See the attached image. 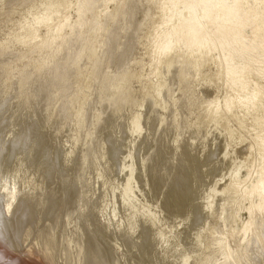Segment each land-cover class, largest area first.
<instances>
[{"label": "rangeland", "instance_id": "rangeland-1", "mask_svg": "<svg viewBox=\"0 0 264 264\" xmlns=\"http://www.w3.org/2000/svg\"><path fill=\"white\" fill-rule=\"evenodd\" d=\"M6 1V2H5ZM5 1H2L1 0V2L2 3H0V6H1V9L3 10H5V9H7L9 6H12V5H14L15 3H16V6H18V7H15V8H18V9H16L12 14H9L8 16H5V17H3L2 16V18H1V16H0V41H4V42H6V40L8 41V40H10L11 39V35L13 34V32H14V34H15V36H16V38H18L19 37V35H20V33L24 36L26 33H22V32H25L24 30L22 31V30H20V29H22V28H20V27H17V29L20 31V33H18V30L16 29V26H18V25H20L21 23H24L25 21L27 22V21H29L30 22V20L32 19V16H40V15H43L42 13L40 14V12H42L43 11V13H45L46 12V10H45V8L44 7H46L47 9L49 8V6L47 7V6H44L43 4L45 3L46 4V2L44 1L43 2V4L41 3V4H39L38 6H40L39 7V9H38V6H37V8L35 7L34 9H31L30 11H29V6H27L26 7V5H27V3H20V4H18L17 5V0L14 2L13 1V3L11 4V2H12V0H5ZM47 1V0H46ZM60 1V0H59ZM62 1V3H59L60 4V6L61 7H59L58 8V10H57V12L49 19V23H48V27L47 26H42V27H39V29L38 30H36V32H37V34H36V41H35V43H38V42H44L47 38H49L51 35H52V33H53V31L59 26V25H61L64 21L65 22H67L70 26H73L74 24H75V22H76V16H75V11H76V0H61ZM65 1V2H64ZM121 0H109V2L105 5V7L102 9V8H98L97 7V9L94 11L95 12V15H92V16H94V18H96L99 14H100V12H107V13H110V12H112V11H115V6L117 5V3L118 2H120ZM145 1V0H144ZM216 2H219V3H221V2H224L225 0H215ZM10 2V3H9ZM5 3H7V4H5ZM47 3H48V1H47ZM160 3V2H159ZM231 2H228V4H230ZM62 4V5H61ZM4 5V6H3ZM9 5V6H8ZM142 5L144 6V9L145 10H142L143 9V7H142ZM145 5H147V4H145L144 2H142V4H140V6H139V4H138V8L135 10V14H136V17L138 16V18H136V20L137 21H135L134 23L136 24H138V23H141V18L143 17V13L145 12V11H147L146 9H148V11L147 12H149V10L151 9L152 11H150L149 13H153L154 15H153V21L150 19V15L151 14H149V20H150V22H149V26H148V32L147 33H150V32H152L155 28L157 29V27H158V25H159V19H161V17H159V16H161L160 14H159V9H161V8H159L160 6H162V5H158V4H156L155 6L157 7V5H158V10H155V6L153 5V7H152V4L151 5H148V6H145ZM164 5H166V4H164ZM6 6V7H5ZM44 6V7H43ZM41 7H43L42 9H41ZM62 7H64V8H62ZM146 7V8H145ZM253 7H254V4L252 3H250L249 5H247V10H249V11H251L252 9H253ZM33 8V7H32ZM142 8V9H141ZM216 8H217V10L218 9H220L221 8V6H220V4L219 5H217L216 6ZM44 9V10H43ZM50 9V8H49ZM101 9V10H100ZM126 10H124L125 11V13H123V12H121V13H123V15L125 14H127L126 12H129L127 9H128V7L127 8H125ZM130 9V8H129ZM155 11H154V10ZM2 10H0V11H2ZM4 10L2 11V12H4ZM26 10H28V11H26ZM35 11V12H33V11ZM59 10H60V12H59ZM137 10H140V11H138V13H137ZM142 10V11H141ZM162 10V9H161ZM26 11V12H25ZM38 11V12H37ZM40 11V12H39ZM45 11V12H44ZM144 11V12H143ZM27 12H28V15H27ZM143 12V13H142ZM146 12V13H147ZM162 12V11H161ZM160 12V13H161ZM175 13H174V15H173V20H172V22L174 23L175 22V20L177 19L176 17H178V15H179V10L177 11L176 9H175V11H174ZM24 13H26V14H24ZM40 15H39V14ZM47 13V12H46ZM45 13V14H46ZM62 13V14H61ZM140 13V14H139ZM26 16V18H25V16ZM30 14H32V16L30 15ZM34 14V15H33ZM37 14V15H36ZM44 14V15H45ZM60 14V15H59ZM98 14V15H97ZM162 14V13H161ZM31 16V18L29 17L28 18V16ZM141 15V16H140ZM177 15V16H176ZM139 16H140V18H139ZM13 17V18H12ZM24 17V18H23ZM40 17H42V16H40ZM201 17V15H199V13H195V14H193L192 15V17L191 18H199L200 19V25H203V23L205 22V20L204 19H201L200 18ZM11 18V19H10ZM21 18H23V19H20ZM35 18H37V17H35ZM39 18V17H38ZM54 18V19H53ZM18 19V20H17ZM24 19H29V20H25L24 21ZM93 19V17H91V21H94V20H92ZM156 19V20H155ZM36 19H34L33 18V21H35ZM155 20V21H154ZM21 21H24V22H21ZM32 20H31V22H33ZM158 21V22H157ZM13 22V23H12ZM20 24H19V23ZM92 23V22H91ZM15 24H17L16 26H15ZM27 23H25V24H23V25H26ZM29 24V23H28ZM27 24V25H28ZM135 24H133L132 26H133V28L134 29H136V27L139 25H135ZM153 24V26H151ZM13 25V26H12ZM53 26V27H52ZM55 26V27H54ZM2 27V28H1ZM11 27V28H10ZM23 27V26H22ZM50 27V28H49ZM155 27V28H154ZM20 28V29H19ZM133 28H131L132 30H133ZM10 29V30H9ZM13 30H15V31H13ZM131 30V31H132ZM13 31V32H12ZM17 31V32H16ZM12 32V33H11ZM6 33V34H5ZM8 33V34H7ZM18 33V34H17ZM118 33H121V35L124 33L123 31H119V32H117L116 33V35H114V38L116 39V40H118L117 38L118 37H120V34H118ZM146 32H145V34H147ZM153 33H155V31H153L151 34H153ZM18 35V37H17V35ZM125 34H127V33H125ZM125 34H123L124 36H125ZM10 35V36H9ZM21 35V37H19V38H22L23 36ZM118 35V36H117ZM149 35V34H148ZM147 35V36H148ZM9 36V37H8ZM117 36V37H116ZM124 36H121L120 37V39L118 40V42L120 43L121 42V40L122 39H125V38H122V37H124ZM126 36H128V35H126ZM146 36V37H147ZM144 37V36H143ZM148 37H152L151 35H149ZM145 38V40H144V42H143V39H142V37L141 36H139L138 38H140V42L139 41H135V45H139V47L140 48H137L136 46L132 49V50H130V52L128 53V55H127V59L128 58H130V59H128V61L129 60H134V61H136V59H137V61H138V59L140 60V58H143L139 63H141L142 61H144V62H142L143 63V66H141L142 65V63H141V65L139 66V67H141V69H139L138 68V66L136 67V69H137V72H135L136 71V69H135V71H133V72H130V76H132L133 77V75H135V73H139L138 75H140V77L139 76H134V78L133 79H135V78H137L136 80H133L132 78H130L131 80H132V83L133 84H139L137 87H136V85L134 86L135 88H137V89H133V90H131L132 88L131 87H133V84H132V86L130 85V83H131V80H129L130 82H128L127 84H129L127 87L129 88L130 86V91H131V93L133 94V93H135V90L137 91L136 93H138L137 95H136V93H135V95H134V97L133 98H136L137 97V99H136V105H138L139 107H137L135 104V106L133 107L132 106V108H128V107H131V105L130 106H126V108L124 107V109H125V111L123 110V112H122V109H121V111L119 110V112H121L120 113V115H119V112H117V115H119V116H116V114H114L115 116H112V117H114V118H116V117H118V118H116V120L114 119V118H110V117H108V115L110 114V112L108 113V111H107V108H105L104 109V107L103 108H100V109H102L103 110V112H102V110H98V111H101L102 113H101V115H98V114H100L98 111H97V116H98V119H99V116L100 117H102L103 119H104V117H105V115L107 116L106 117V119H108V118H110L109 120H111V121H109L110 122V126H111V129H109V127L107 126V124L109 123L108 122V120L106 121L105 119L103 120L102 118H100L99 120L101 121V119L103 120V122H102V124H101V122L99 121V124H101V126L102 127H99V129L97 130V128H96V133H97V135H99L98 133L99 132H101L100 133V135H101V137H100V135L99 136H95L94 134H96L95 133V131L94 132H92V137H91V141H93L92 142V145L95 147V149H94V147L91 145V147H89L90 146V142H89V144H87V143H85L84 142V144H82L83 146H85V147H80L81 146V142H83V136L84 135H82L83 134V132H81L80 131V133L78 132V131H76V130H73V129H75L74 127L77 125V124H75L74 125V122L75 121H77L76 119L78 118V120L80 121V119H82L81 121H83L86 117L84 116V118H83V114L84 115H88L90 112H89V110L90 111H92V109L94 108V105L92 106L93 108L91 109V106L89 107V106H86V109H84L85 107H83V112L82 113H74L73 111L75 110L76 111V109H77V107H78V111H82V109H80L81 107H79L80 105H81V103L79 102V104L80 105H76L75 104V107H73V110H71L70 109V111L71 112H73L71 115H69V119L68 118H66V119H64V120H61V118H59L60 117V115H59V117L58 116H56V118L55 119H53V118H51L52 119V121H51V119L49 118V117H47V115L49 114H52L53 112H54V108H52V106L48 109L47 107L45 108V109H43V108H41V103L40 102H42V98H43V96H44V88H40L39 90H37V91H35V92H32L31 94H29V96H24V98L23 99H25V101L22 99H18V98H20V96L19 97H17V91L16 90H18V89H15V88H17L16 86H14L13 87V85L16 83H14V80H15V78H17L16 76H18V74L16 75V72L15 71H13L14 73H12V70H13V68L14 67H11L10 68V66L9 65H11V63H13L14 61L16 62V64H15V62L13 63L14 64V66L15 65H17V66H15L16 68H18V67H22V64L24 65V63L26 62V61H31V60H34L36 57H37V52H30V51H28V52H25L21 57H19V58H17V59H15L16 58V55H15V48L13 47V49H10V50H13V51H8L4 56H0V63L2 64V66L7 62V64L9 63V62H11V61H13V62H11V63H9V65H7V66H1V64H0V94L3 96H1L0 95V97H2V99L0 98V100H2V102L4 101L5 103H2V104H4V106H5V104L6 103H8V104H6V107H4L3 108V105H1V103H0V108H2L1 110H4L5 111V108H6V111L8 112L9 111V113H7V112H1V110H0V113H2V115H0V144L2 145H0V159H1V157H3V159H1V162H0V166L2 165V166H4L5 165V168H7L6 166H8V167H10V166H12V161L13 162H15V160H16V158L18 157V156H20V153H24V150L26 149H24V147L26 146L27 148H28V145L30 146V144L32 143L33 144V142H31V141H29V139L28 138H33L34 140L36 139V137L34 136V135H37V139L35 140V141H37V144H36V142H34V146L32 145V146H30L29 148L31 149H29L28 148V150L26 151V154H25V156L28 158V155H31V156H29L30 158L29 159H31V157H32V159H37V158H40V159H42V160H40L39 159V161H37L36 159V161L35 160H29L28 159V161H27V159H26V157L24 156V154H21V156H22V158H24V159H26V160H24V159H22V163L23 164H25V166L24 165H22L21 163H20V167H19V170H17L18 168V166L17 167H14V166H12V168H14V171H13V169L11 170L10 168H8V169H10V170H8V174L9 175H6V171L5 172H1L0 173V178L2 177V179H0V180H2V181H0V183L2 184V182H3V180L6 178V180H4V182H3V184L2 185H5V186H3V188H2V185H0V187L2 188V189H4V190H2V193H6V196L4 195V194H2L1 195V190H0V200H1V203H0V217H2V218H0V221L3 223V221L5 222V221H9V220H11V222L12 223H10V222H8V223H6L8 226H9V230H7V231H5L6 230V228H4L5 226V223H4V225H2V226H4L3 227V229H4V231L3 232H5L6 234V236L4 235V233H3V235L1 234L2 232V226H1V229H0V242L2 243L1 245H0V256L2 255V257H0V264H6V263H9V262H11L12 260H15L16 259V257L18 256V257H22V258H24V259H33L34 260V262H35V264H73L74 262V264H76L77 262H78V258H79V261H80V264H82L81 263V258H80V256H78V255H76V251H79V252H77V253H79V255H81V256H83L84 257V259L86 260V258L85 257H87V262H86V264H96L95 262H96V260H97V258H99L100 256H106V257H103V259L102 258H99L98 260H99V262H100V259H101V261L102 260H105V258H106V263L108 264V262L107 261H109V264H112V263H114L115 262V259H116V257H118V253H119V256H120V258L123 260H121L120 258V260H119V264H138V263H140L141 262V260H142V264H144L145 263V260L147 259V260H149V261H147L146 260V262H149V264L150 263H154V261H155V263L156 262H158V261H161L162 262V264H168V263H170L169 262V260L171 259V257H172V260H175V256L176 257H179V256H183L182 258H189L190 257V255L189 256H185V255H188V254H190L191 253V261L193 260L194 261V258H195V261L194 262H197V260H198V258L200 259V261H201V259L203 260L204 259V257H211V254L214 256H212L211 258H214L215 260V263L214 264H222L221 262L223 261V256H221L220 255V253H221V246H220V243L222 242H224L226 239H228L229 237H231V236H233V235H238V234H241V231L243 232L244 230H242L243 228V226H244V224H246L247 222H248V220H249V215L245 212V208L247 207V206H249L250 204H252V205H256V204H258L259 203V201H260V199L258 198V195L255 193V191L252 193V194H246L247 192H250V191H252L253 189H254V187L257 185V183H258V181H259V175L261 174V173H263L264 172V125H259L260 124V122H262V120L264 121V71H261L262 73H260L258 76H256V78L254 79V81H252L246 88H245V90L241 93V95H239L240 97H242V98H246V100H249V98H250V95H251V93H253V92H255V91H257V90H259L258 91V97H257V100L258 101H256V103H257V105H256V109L251 113L250 112V109H249V101H246V103H248V104H244L245 106H241V107H235V106H233V104H232V108H230L226 113H219L220 115H218V116H216V119H217V121H218V124H217V122L214 120V118L212 117H210V114L209 113H207V108L210 106V105H214V106H217L218 104H217V101L219 102V105L216 107L218 110L219 109H221L222 108V105L224 104V102H225V100H226V98H227V100H233L234 101V97H235V93H234V90L232 89V87L230 86V85H228L227 84V82H226V75H224V77L225 78H223V74L225 73V71H222V70H225V69H221V68H223L222 67V64H223V62H224V64H225V61H223V58L225 57V54H218V53H214V54H212V55H198L197 56V58L195 59V61L194 62H196V63H194V65L192 66V67H194V66H199L200 65V63H201V65H200V69H198V71H200V72H198L197 70H196V72H197V80L194 82V83H192V84H190V86H189V88H188V86L186 87H184V89H182V88H179L182 84L181 83H183V78H186L187 76L188 77H190L191 75V70L193 69L191 66V68L188 66V69L186 68L185 69V74L183 73V77H181L180 76V78H182V79H180V78H177L178 77V75H177V77H176V79L177 80H179L180 79V81H177V80H175L174 78V76H175V74H178L177 72H176V70L174 71L173 70V68L174 67H172V69H168L169 70V73L167 72V74H166V72L165 73H163L164 75H166V76H162L163 77V79L161 80V82L160 83H163V81H164V83H163V86H161L160 87V89L161 88H164L165 89V86H167L168 84H169V86H171L170 85V83H173L174 84V82L175 81H177L174 85L175 86H178V88L177 87H175L174 85H172L171 86V88L172 89H169L170 91L172 90H176V88H177V90L174 92H172L171 91V93H169V92H167V93H165V91H163L162 89L160 90V91H158V92H161L162 91V93H160V94H162L163 95V97H164V94L165 95H167L168 94V97H162L161 95H158V96H160L159 97V99L161 98H163L164 99V102H162L163 101V99L161 100V102H162V106H163V103L164 104H167V102H168V104L166 105L167 106V108L168 109H166V108H164V106L160 109V111H157V108L155 109V110H153V109H150L149 107L151 106L150 104H151V101H153L151 98H153L154 99V96H155V93L157 92L156 91V89H155V84H156V81H157V78H155V76H157L158 75V73H157V71H159V68H160V66H163V64L162 63H164V65H166L167 63H171V62H173V58L171 59V58H167V59H161V60H159L158 61V63L156 62L155 63V65L154 64H152L151 63V60L149 59V57L148 56H150L151 57V54L150 53H154V51H156L157 50V48L162 44V35H161V37H159V38H157V41L155 40V41H152L151 42V39H150V41H149V38ZM4 38V39H3ZM113 38V37H112ZM110 39L111 40V42L113 43H109L110 42V40H109V42L106 40V38H103L102 40H100L101 42H100V45H103L105 48H109V46L108 45H112V48L114 47V49L115 48H118L119 46H116V43H114V41L115 42H117L116 40H113V39ZM122 38V39H121ZM161 38V39H160ZM104 39L106 40V42L108 43H106L105 44V41H104ZM142 39V40H141ZM147 39H148V42H146L147 41ZM206 40L208 41V43H209V41L211 42L210 44H211V46L213 45V42L209 39V37H207L206 38ZM2 41V42H3ZM103 41H104V43H103ZM2 42H0V44L2 43ZM117 42V43H118ZM122 42H123V40H122ZM121 42V43H122ZM136 42H138L137 44H136ZM252 42V39L250 38V39H247L246 41H245V43H243V45H247V44H249V43H251ZM118 43V44H119ZM3 44H5V43H2V45ZM117 44V45H118ZM142 44V45H141ZM2 45H0V47L2 46ZM115 45V46H114ZM111 47V46H110ZM147 47V48H146ZM135 48H136V50H135ZM1 49V48H0ZM142 49V50H141ZM133 51V52H132ZM137 51V52H136ZM138 51H141V52H138ZM133 53V54H132ZM135 53H137V54H135ZM16 54H17V52H16ZM130 54V55H129ZM150 54V55H149ZM134 56V57H133ZM136 56H139V58L138 57H136ZM4 57H6V58H4ZM116 57H118V56H116ZM3 58L5 59V61L3 60ZM136 58V59H135ZM146 58V59H145ZM7 59V60H6ZM115 59V60H114ZM168 59H169V61H168ZM3 60V61H2ZM114 60V61H113ZM165 60H167V62H165ZM172 60V61H171ZM223 62H222V61ZM117 61V59L116 58H113L112 60H111V62H108L104 67H105V71L107 72V71H110V70H113L114 69V65H115V63H113V62H116ZM134 61H130V62H134ZM162 61H164V62H162ZM3 62H5V63H3ZM208 62V63H207ZM264 62V57H258V58H256V60L255 61H253L252 62V67L253 66H255V65H261L262 63ZM111 63V64H110ZM198 63V64H197ZM13 64L11 65V66H13ZM113 64V65H112ZM158 64V65H157ZM109 65H111V66H109ZM192 65V64H191ZM9 66V67H8ZM153 66V67H152ZM202 66V67H201ZM203 66H204V68H203ZM226 66V65H225ZM2 67V68H1ZM112 67V68H111ZM207 67V68H206ZM221 67V68H220ZM10 68V69H9ZM16 68H14L15 70H20V68H18V69H16ZM110 68V69H109ZM190 68V69H189ZM206 68V69H205ZM221 70H220V69ZM3 69V73L1 72V70ZM5 69H7V70H5ZM12 69V70H11ZM109 69V70H108ZM121 69V68H120ZM125 69V68H124ZM218 69H219V71H218ZM9 70V71H8ZM18 70V71H19ZM133 70V69H132ZM131 70V71H132ZM147 70H149L148 72H147ZM8 71V72H7ZM11 71V72H10ZM118 71V70H117ZM116 71V72H117ZM187 71H188V73H187ZM190 71V72H189ZM214 71V73L215 72H217L218 73V78L215 80V82H213V85L211 84V87H209V85L210 84H208V83H206L207 81V79L211 76V75H213L212 74V72ZM121 73L122 72H124V70L122 69V71H120ZM176 72V73H175ZM192 72H193V70H192ZM206 72V73H205ZM220 72H223V73H220ZM26 73H28V74H26L25 75V77H24V75H23V77H24V79H23V82L22 83H24V84H27V83H30L29 81H31V80H33V78H34V76H35V74L37 73L36 71H34V72H32L31 71V74L29 73V72H26ZM194 73V72H193ZM192 73V74H193ZM220 73V74H219ZM116 74H118V73H116ZM133 74V75H132ZM145 74V75H144ZM172 74V75H171ZM198 74H201V75H199L198 76ZM205 76H204V75ZM85 75V74H84ZM83 75V76H84ZM190 75V76H189ZM209 75V76H208ZM82 76V77H83ZM120 76V74H118V76L116 75V79H114L115 81H117V77H119ZM86 77V76H85ZM85 77H83V78H85ZM172 77V78H171ZM187 77V78H188ZM140 78V80H138ZM167 78V79H166ZM204 78H206V79H204ZM5 79V81H4V83L2 82L3 80ZM18 79V78H17ZM173 79H174V82H173ZM221 79V80H220ZM77 80H79V81H77ZM76 81H75V83L73 82V85L74 86H72V87H74V88H72L71 86H69L70 88L68 89L69 91H68V93L66 94V96H64V97H66L65 99H67V97L70 99L71 97H72V94L74 93H76L77 91V89L78 88H80V90L81 89H83V88H85L87 85H88V82H87V77H86V80L85 79H83V80H81V78H79V79H77ZM153 80V81H152ZM182 80V81H181ZM206 82H205V81ZM223 80L225 81V82H223ZM15 81H17V80H15ZM22 81V80H21ZM135 81H137L138 83H134ZM155 81V82H154ZM204 81V82H203ZM114 82V81H113ZM168 82H170V83H168ZM204 83L203 85L201 84V83ZM14 83V84H13ZM83 83V84H82ZM168 83V84H167ZM225 83H226V85H225ZM23 84V85H24ZM62 83H58V84H56V85H59L58 87H61L62 85H61ZM114 85L116 84V82L115 83H113ZM167 84V85H166ZM177 84V85H176ZM179 84V85H178ZM181 84V85H180ZM71 85H72V83H71ZM93 85H96V83L94 82V84ZM161 85V84H160ZM165 85V86H164ZM200 85H201V88H200ZM205 85H208L207 86V88H204L205 87ZM11 86H12V88H11ZM199 86V87H198ZM213 86V87H212ZM6 88V90H7V92L5 91V88ZM57 87V86H56ZM146 87V88H145ZM148 87H149V89H148ZM182 87H183V85H182ZM214 87H216V88H214ZM2 88V89H1ZM73 90H72V89ZM154 88V89H153ZM173 88H175V89H173ZM187 88V90H185ZM197 88V89H196ZM15 89V90H14ZM71 89V90H70ZM201 91H200V90ZM214 89V90H213ZM6 92V93H8L9 94V96H8V94H6V95H4V93H1V92H4V91ZM14 90V91H13ZM75 90V91H74ZM79 90V89H78ZM79 90V91H80ZM84 90V89H83ZM150 91V93H152V94H150L149 93V91ZM152 90V91H151ZM179 90H180V93H179ZM199 90V91H198ZM218 90V91H217ZM254 90V91H253ZM16 91V92H15ZM74 91V92H73ZM134 91V92H133ZM146 91V92H145ZM148 91V92H147ZM188 91V92H187ZM213 91V92H212ZM13 92H15L14 93V95H13ZM144 92V93H143ZM158 92H157V94H158ZM194 95V93L196 94V96L195 97H197V98H195L194 96H192L191 95V93ZM197 92V93H196ZM199 92V93H198ZM220 92V93H219ZM251 92V93H250ZM262 92V93H261ZM72 93V94H71ZM90 94H91V92H89ZM88 92L87 93H85L83 96H82V98L83 99H81V101L83 102L84 101V99L86 98V97H88V96H90V95H88L89 94ZM148 94V96H146L147 94ZM164 93V94H163ZM175 93V94H174ZM187 93V94H186ZM190 93V95H188ZM214 93V94H213ZM259 93H260V96H259ZM142 94V95H141ZM145 94V95H144ZM170 94L172 95V96H170ZM185 94V95H184ZM202 94V95H201ZM226 96H224V95ZM250 94V95H249ZM31 95V96H30ZM190 96L189 97V99H191V96H192V99H191V101L192 100H194L193 99V97L195 98V99H197V100H199V101H197V100H195V101H193L194 103H192V102H190V100L188 101V100H186V101H184V99H185V97H186V99L188 98V96ZM204 95V96H203ZM213 95H215L216 96V98H215V96H213ZM219 95H221V96H219ZM229 97H228V96ZM230 95H232V96H230ZM234 95V96H233ZM6 96V97H5ZM70 96V97H69ZM145 96V97H144ZM152 96V97H151ZM169 96H170V98H169ZM179 96H180V98H179ZM183 96H184V98H183ZM203 96V97H202ZM218 96V97H217ZM249 96V97H248ZM5 97V98H4ZM12 99H11V98ZM17 97V98H16ZM28 97H30V98H28ZM142 97H144V98H142ZM146 97H148L147 99H146ZM201 97V98H200ZM213 97V98H212ZM233 97V98H232ZM261 97V98H260ZM14 98H15V100L17 101H14ZM198 98H200L201 99V103H200V99H198ZM204 98V99H203ZM219 98H220V100H221V98L222 99H224L225 98V100H221V102L219 101ZM10 99V100H9ZM28 99V100H27ZM144 99V100H143ZM150 99V100H149ZM166 99V100H165ZM171 101H170V100ZM182 99H183V104H184V102H190V103H192V105L193 106H191L190 104L188 105V106H190V107H188L187 105V107L188 108H190L189 109V111H188V108H186L185 109V111H184V109L182 108V109H180V108H178V107H182L183 106V104H182ZM212 99H213V101H212ZM214 99H215V101H216V104L214 103ZM8 100V101H7ZM135 100V99H134ZM138 100V101H137ZM147 100V101H146ZM180 100V101H179ZM205 100V101H204ZM211 100V101H210ZM20 101V102H19ZM66 101V100H65ZM166 101V102H165ZM206 102L205 104H204V102ZM209 101V102H208ZM222 101H224V102H222ZM11 102H14V103H11ZM16 102V103H15ZM135 101H133V103H134ZM139 102V103H138ZM141 102H142V104H141ZM147 102V103H146ZM160 102V103H161ZM175 102V103H174ZM40 103V104H39ZM150 103V104H149ZM169 103L172 105L173 103V105L172 106H174V107H172L171 105H169ZM198 103V104H197ZM208 103V104H207ZM223 103V104H222ZM180 104V105H179ZM9 105V106H8ZM26 105H27V107H26ZM142 105V106H141ZM150 105V106H149ZM161 105H159L160 107H161ZM185 105V104H184ZM207 105V106H206ZM221 105V106H220ZM2 106V107H1ZM26 108H25V107ZM165 106V107H166ZM169 106V107H168ZM186 106H183L184 108L186 107ZM24 107V108H23ZM49 107V106H48ZM88 107V108H87ZM170 107H172V109L173 110H171V108ZM11 108V109H10ZM52 108V109H51ZM74 108H76V109H74ZM135 108V109H134ZM136 108H138V111L136 110ZM143 109V108H145V109H143V111H139V110H141V109ZM159 108V107H158ZM163 108L166 110V112H165V110L164 111H162L163 110ZM176 108H178V109H176ZM239 108H240V110H239ZM24 110V111H22V110ZM39 109H40V111H39ZM41 109H43L42 110V112H41ZM80 109V110H79ZM128 109V110H127ZM134 109V110H133ZM174 109H176V111L177 112H179V117H182L181 119L183 120V122H182V120L176 115V111L174 110ZM180 109V110H179ZM194 109H196V110H194ZM28 110H29V112H28ZM47 110V111H46ZM49 110V111H48ZM131 110H132V112H131ZM150 110H151V113H150ZM159 110V109H158ZM186 110H187V112H186ZM191 110V111H190ZM201 110V111H200ZM19 111V112H18ZM20 111H21V114L22 113H24V115L23 116H25V117H23V120L24 119H26V120H24V123H26V121L27 122H29V119H31L30 121L31 122H29L28 123V125L30 124V125H32L33 124V126H28L27 127V124H26V126H24L25 128L23 129L24 131H22V129H20L21 131H22V133H21V131L19 130V128H21V127H23V125H25L24 123H22V118H21V114H19L20 113ZM51 111V112H50ZM87 111V112H86ZM105 111V112H104ZM128 111V112H127ZM174 111H175V113H174ZM182 111V112H181ZM198 113L200 116V119L198 120V118L199 117H197V118H195L194 117V115L196 116V113ZM203 111V112H202ZM17 112V113H16ZM25 112H27V114L25 113ZM37 112V113H36ZM50 112V113H49ZM77 112V111H76ZM85 112L87 113V114H85ZM107 112V113H106ZM126 112V113H125ZM129 112H130V114H129ZM135 112H136V114L138 115V113L140 112V113H144V112H146V113H144V114H140V116L138 117L139 118V120L140 121H138V125H144L145 124V126H142L141 127V125H140V127H138V132L140 133L143 129L142 128H144V129H146V131H142V133L144 132V134H146V135H143L142 133H135V135L137 134H139V135H141L142 134V137L141 138H144V136L146 137V144H145V148L141 151V155L140 154H138V155H140V156H142L143 157V160L141 161V160H139L140 158L142 159V157H138V155L137 156H131V159L133 158L134 160L136 159V158H134V157H138L139 159V161L140 162H143V163H140L139 161L137 162V159H136V161H135V163H134V161H133V159L132 160H130V157H129V154H128V152H130V149L129 148H131V145L133 146L135 143H137L136 142V140H138V139H141L140 138V136H132L131 134L133 133V132H131V130H132V125H130V124H133V122H134V118H135V120H136V118L137 117H134V115H135ZM153 112V113H152ZM158 112H160L159 113V115H156V113ZM164 112H165V114H164ZM172 112H173V114H172ZM183 112H185V114L183 113ZM195 114H194V113ZM205 112V113H204ZM7 115V117L10 115V118L8 117V118H6L5 117V115ZM16 113V114H15ZM157 113V114H158ZM161 113H162V115H163V117H162V115H161ZM180 113H181V115H182V113H183V115L182 116H180ZM188 113H192V115L191 114H188V115H191L190 116V118L187 116V114ZM29 114V115H28ZM31 114V115H30ZM38 116H37V115ZM80 116H78V115ZM122 114V115H121ZM155 116H154V115ZM176 115L177 116V122H178V125H177V123H176V126H175V124H173V122H174V117H173V115ZM194 114V115H193ZM198 114H197V116H198ZM4 115V116H3ZM15 115V116H14ZM20 115V116H19ZM48 115V116H49ZM103 115H104V117H103ZM129 115H131V117L133 118V120L130 118V116ZM141 115H142V117H141ZM144 115V116H143ZM167 115V116H166ZM209 115V116H208ZM252 115H254L253 117H252ZM263 115V116H262ZM2 116H3V118H2ZM33 116V117H32ZM70 116H72L73 117V119L70 117ZM74 116H77V117H74ZM111 116V115H110ZM147 116V117H146ZM151 116H152V118H151ZM157 116L158 117H162L163 118V120H159L160 118H158V120L160 121V124H159V122H158V120H157ZM187 118H185V117ZM5 117V118H4ZM12 117V118H11ZM13 117H15V119L17 118V117H20L19 119H20V123H19V121H18V118H17V120H14V118ZM40 117V118H39ZM47 117V118H46ZM82 117V118H81ZM123 117V118H122ZM145 117V118H144ZM150 117V118H149ZM168 117V118H167ZM171 117V118H170ZM39 118V119H38ZM80 118V119H79ZM133 121H131L130 119ZM138 118H137V120H138ZM143 118H144V120H146V123H144L142 120H143ZM149 118V119H148ZM161 118V119H162ZM180 119V122H179V119ZM193 118H195V120L196 121H194L193 122V120H191V119H193ZM210 118V119H209ZM250 118V119H249ZM252 118V119H251ZM9 119V120H8ZM12 119V120H11ZM68 119V120H67ZM72 119V120H71ZM122 119V120H121ZM125 119V120H124ZM127 119H129L130 120V124L128 123V120ZM156 119V120H155ZM166 119V120H165ZM185 119V120H184ZM189 119V123H194L193 125H191V124H188V125H186L187 124V121L186 120H188ZM208 119V120H207ZM66 120V121H65ZM73 120H75L74 122H72ZM113 120H115V122L113 121ZM152 120H153V122H152ZM201 123H199L198 121ZM206 120V121H205ZM212 120H214L213 122H214V124H213V122H212ZM220 120V121H219ZM36 121V122H35ZM50 121H51V123H50ZM119 121V122H118ZM125 121V123H123V122ZM126 121H127V123L130 125V127H129V125L126 123ZM161 121H163L162 123L164 124H162L161 125ZM170 121V122H169ZM11 122H12V124H11ZM32 122H35V123H32ZM44 122V123H43ZM106 123L107 122V124H103V123ZM122 122V123H121ZM158 122V123H157ZM166 124H165V123ZM196 122V123H195ZM209 122V123H208ZM212 122V123H211ZM221 122V123H220ZM39 123V124H38ZM66 123V124H65ZM70 123V124H69ZM76 123V122H75ZM80 122H78V124H79ZM121 125H120V124ZM143 123V124H142ZM147 123H149V124H147ZM169 123V124H168ZM181 123V125H179ZM184 123V124H183ZM212 125H211V124ZM220 123V124H219ZM226 123V124H225ZM234 123H235V126H234ZM46 124H47V126H46ZM64 124V125H63ZM122 124H125V126H126V128H128V131L130 130V134H129V132L127 133V134H129V135H131L130 137H131V139H130V137H129V135L127 136V134H125L127 131L125 130L126 128H124L125 126L124 125H122ZM156 124H158V125H160V126H162V128L161 129H163L162 130V132H161V134L159 135L160 136V138L158 137H155L156 135V133H154V134H152L151 132L152 131H155L156 130V128L158 127V125L156 126ZM173 124V125H172ZM195 124H197V125H195ZM203 124V125H202ZM250 124V125H249ZM251 124H252V126H251ZM15 125V126H14ZM19 125V126H18ZM21 125V126H20ZM40 125H42V127L40 126ZM56 125V126H55ZM60 125L63 127H60ZM68 125V126H67ZM74 127H73V126ZM104 125V126H103ZM109 125V124H108ZM115 125V126H114ZM117 125V126H116ZM153 125H155V127L156 128H153ZM190 125L191 126H193V127H190ZM50 126V127H49ZM72 126V128L70 129V127ZM100 126V125H99ZM112 126H113V128H112ZM121 126V127H120ZM123 126V127H122ZM128 126V127H127ZM171 126V127H170ZM173 126L176 128V131H175V128L173 129ZM196 126H198L197 128H196ZM207 126V127H206ZM209 126V127H208ZM215 126V127H214ZM217 126V127H216ZM230 126V127H229ZM257 126V127H256ZM263 126V127H262ZM16 127V128H15ZM35 127V128H34ZM106 128V129H103L102 130V128ZM164 127V128H163ZM170 127V128H169ZM185 127V128H184ZM206 127V128H205ZM220 127V128H219ZM228 127V128H227ZM232 127V128H231ZM252 127V128H251ZM14 128V129H13ZM41 128V129H40ZM54 128V129H53ZM130 128V129H129ZM140 128L142 129V130H140ZM150 128H152L151 129V132H150ZM159 128V129H160ZM172 128V129H171ZM194 128V129H193ZM201 129V131L199 130H197V129ZM214 128L215 130H213L214 131V133H211V131H212V129ZM237 128V129H236ZM70 129V130H69ZM100 129L104 132L105 131V134L104 133H102V131H100ZM147 129H148V131H147ZM153 129H155V130H153ZM170 129V130H169ZM186 129V131H185V133H184V130ZM188 129H189V131H188ZM211 131H210V130ZM224 129H226V130H224ZM230 129H231V132H232V134H234V133H236V134H234V135H232L231 134V132H230ZM9 130V131H8ZM17 130H19V132H20V136H18V134H19V132L17 131ZM43 130V131H42ZM106 130H108L107 131V134L108 133H110V134H106ZM113 130V131H112ZM122 130H123V132H122ZM140 130V131H139ZM164 130H166V131H164ZM191 130V131H190ZM192 130H195V131H192ZM207 130L208 131H210L209 133H211V135L209 136V133L207 132ZM219 130V131H218ZM222 130V131H221ZM12 131L13 132H16V133H14V134H12ZM53 131V132H52ZM70 131H72V135H71V132ZM76 131V132H75ZM99 131V132H98ZM133 131V130H132ZM215 131H217L216 132V135H215ZM220 131H221V133H220ZM243 131V132H242ZM114 132V133H113ZM146 132V133H145ZM193 132V133H192ZM208 134H207V133ZM229 132H230V134H229ZM239 132V133H238ZM45 133V134H44ZM75 133V134H74ZM94 133V134H93ZM151 133V134H150ZM196 133H197V135H196ZM10 134V135H9ZM48 134V135H47ZM54 134V135H53ZM104 134V135H103ZM134 134V133H133ZM204 134V135H203ZM244 136H243V135ZM9 135V136H8ZM13 135V136H12ZM14 135H15V137H17V138H14ZM47 135V136H46ZM53 135V136H52ZM70 135V136H69ZM74 135V136H73ZM82 135V136H81ZM110 135V136H109ZM126 135V136H125ZM162 135V136H161ZM164 135V136H163ZM183 137H182V136ZM206 135V136H205ZM209 137H211V138H213L214 139V141H215V139H217L216 141H215V143L216 142H218L219 141V150L217 151V152H214L213 151V149L212 148H209V147H207V145L209 144L208 142H210V144L212 143V142H214L213 141V139H211V138H208V136ZM221 135V136H220ZM224 135V136H223ZM230 135V136H229ZM31 136V137H30ZM103 136H105V137H103ZM112 136V137H111ZM114 136V137H113ZM122 136V137H121ZM152 138V136L154 137V138H152L153 139V141L151 142L150 140H151V138ZM166 136V137H165ZM170 136V137H169ZM179 136V137H178ZM184 136H185V138H184ZM197 136V137H196ZM214 136V137H213ZM9 137V138H8ZM35 137V138H34ZM42 137V138H41ZM47 137V138H46ZM52 137V138H51ZM76 137V138H75ZM94 137V138H93ZM124 137H125V139H124ZM127 137V138H126ZM134 137H136V140L134 139L133 140V138ZM138 137V138H137ZM164 138V139H162V138ZM175 138V139H173V138ZM183 139H181V138ZM200 137V138H199ZM206 137H207V139H206ZM221 137V138H220ZM226 137H230L229 139H227ZM232 137V138H231ZM31 138V139H32ZM55 138V139H54ZM73 138V139H72ZM75 138V139H74ZM102 138V139H101ZM148 138L150 139V140H148ZM168 138V139H167ZM177 138H180V139H177ZM196 138H198V139H196ZM238 138H239V140H238ZM6 139H7V141L8 142H6ZM32 139V141H34ZM41 141V144H40V141ZM76 139H81L80 141L79 140H77L78 142L77 143H75V142H72V141H75ZM93 139V140H92ZM124 139V140H123ZM128 141H127V140ZM158 139V140H157ZM163 140L162 142H160V140ZM172 139V140H171ZM191 139V140H190ZM200 139V140H199ZM202 139V140H201ZM220 139V140H219ZM222 139V140H221ZM231 139H233V140H231ZM11 140H13V141H11ZM27 140V141H26ZM45 140V142H43ZM50 140V141H49ZM126 140V141H125ZM129 140H133V142L132 141H130L131 143H133V144H131L130 145V147H126V148H128L129 150H124L125 149V145L127 144V143H130L129 142ZM169 140V141H168ZM175 140L176 141H179L178 142V144H176V148H178L179 147V149H180V151L178 150V149H176V154H174V153H172L173 151H171L170 152V150H171V146H170V144L171 143H169V145H168V142H175ZM182 140V141H181ZM197 140V141H196ZM198 140H199V143H198ZM212 142H211V141ZM231 140V141H230ZM237 140V141H236ZM29 141V143L30 144H26L27 142ZM124 141V143H125V145H124V143H122ZM150 141V142H149ZM181 141V142H180ZM208 141V142H207ZM230 142V144L229 143H227V142ZM39 142V143H38ZM51 142H52V144H51ZM79 142H80V144H79ZM97 142V143H96ZM135 142V143H134ZM154 142H155V145H154ZM159 144H158V143ZM191 142H192V144H191ZM193 142L194 143H196V144H194V146H197V147H199L198 149H199V151H208L209 152V154L208 155H210V152H211V154H217L216 156H215V154L214 155H210V156H206L205 158L206 159H204V166H205V173L203 174V176H202V178H203V183H202V189L200 190V193H199V195H202V196H204L205 197V199H206V197L207 198H211L212 196H209L208 194H210V195H213V193H215V190H217L218 188H220L221 189V187L223 186V184H224V189H223V187H222V189L223 190H225L226 189V186H230L231 188L230 189H228V192L226 193V192H223V191H221V192H223L222 193V196L220 197V199L219 200H216V202L213 204V208H211L209 211H204V212H202V213H198V214H195V215H193V218L191 219V220H193L191 223L189 222L188 223V225H190V226H187L186 228V231L184 230V229H180V228H178L180 225H181V223L183 222L184 223V221L183 220H185L186 221V219H187V216H188V213H186L187 211L185 210L186 209V204H187V202H188V197H186V195L184 196V194H182V193H184V192H182V191H179V190H181V186H180V183H181V177H182V174H181V170H179V167H178V172H177V175H176V177L171 181V186L167 183V185H169L170 186V188L169 189H172V190H169V189H167V185H166V183H161V184H165V185H160L159 186V188L158 187H156V184L155 183H151L152 182V180L154 181L155 179L154 178H157L156 177V174L158 173V172H160V171H162V170H166L164 173L165 174H167V176L168 175H170V173H172V171L173 170H171V168L170 167H176V169H177V166L178 165H176V164H174L175 163V160H173V159H176L177 157V155L180 153V154H183V153H181L182 152V150H183V152H185L186 151V149H183V148H185L184 146H186V148H187V152H189L190 154H192L191 155V157L194 155L195 156V159L194 158H191V159H193V160H195V162L193 161V160H191L192 161V163H191V169H192V171L190 172L189 171V173H188V176L189 175H192L193 173H194V171H196V169H195V167L196 168H198V164L196 163V162H199V155L201 154H199V153H197L196 151H198L197 150V147H194L193 146ZM204 142V143H203ZM232 142V143H231ZM236 142V144H234ZM8 143V145L6 146L5 144H7ZM47 143H48V145H47ZM73 143H75V144H73ZM148 143V144H147ZM150 143V144H149ZM163 143V144H162ZM193 146V148L191 147V145ZM208 143V144H207ZM253 143V144H252ZM26 144V145H25ZM77 144V145H76ZM95 144H96V146H95ZM102 144V145H101ZM158 144V145H157ZM173 144V143H172ZM171 144V145H172ZM181 144V145H180ZM184 144V145H183ZM201 144V145H200ZM207 144V145H206ZM23 145V146H22ZM25 145V146H24ZM47 145V146H46ZM79 145V146H78ZM88 145V147L89 148H91L90 149V151L92 152H89V149L86 147ZM98 145V146H97ZM105 145H106V147H105ZM122 145H124L123 147H122ZM127 145H129V144H127ZM126 145V146H127ZM180 145V146H179ZM188 145H190L189 147H191L192 148V150H191V148H189L188 147ZM239 147H238V146ZM41 146V147H40ZM45 146V147H44ZM77 146V147H76ZM118 146H120V147H122V148H120V147H118ZM147 146V147H146ZM154 146V147H153ZM160 146V147H159ZM203 146H205L203 149H201ZM209 146V145H208ZM232 146V147H231ZM19 147H21V151H19L20 153H18V148ZM23 147V148H22ZM36 149H35V148ZM40 147V148H39ZM69 147H70V149H69ZM71 147H75L74 149L73 148H71ZM119 149H118V148ZM156 147V148H155ZM159 147V148H158ZM201 147V148H200ZM206 147H207V149H206ZM210 147H213V143H212V145H210ZM5 148H7V149H5ZM39 148V149H38ZM82 148V149H81ZM84 148V149H83ZM99 150H98V149ZM124 148V149H123ZM159 150H158V149ZM167 148H169L170 150L168 151L167 150ZM190 150H189V149ZM196 148V150H194L193 151V149H195ZM209 148V149H208ZM222 148H224V149H222ZM226 148H227V150H226ZM231 149L230 151H229V149ZM69 149V150H68ZM72 149V150H71ZM88 149V150H87ZM101 149V150H100ZM105 149V150H104ZM111 149H112V151H111ZM121 149H123V150H121ZM157 149V150H156ZM201 149V150H200ZM211 149H212V151L214 152V153H212V151H211ZM15 150H16V152H15ZM29 150H30V153L29 154H27V152H29ZM39 150V151H38ZM62 150V153L64 154V151L66 152L65 153V155H63L60 151ZM85 150H87L88 151V153L85 151ZM114 150V151H113ZM117 150V151H116ZM221 150V151H220ZM237 150V151H236ZM4 151V152H3ZM14 151V152H13ZM32 151H33V154H32ZM36 151V153H34ZM58 151V152H57ZM76 151V152H75ZM85 151V152H84ZM95 151H97V152H95ZM98 151H99V153H98ZM108 151L109 152H111V156H112V154H113V156L112 157H114V158H109V154H108ZM124 151L125 152H127L126 154H127V156L125 155V153H124ZM150 151V152H149ZM166 151H168L167 152V154H166ZM177 151H179V153L177 152ZM191 151H192V153H191ZM225 151V152H224ZM12 152L15 154V160H12L13 158H11V160H9L8 161V159H10L9 157H8V155L7 154H10L9 156L10 157H13V155H12ZM40 152H41V154H40ZM42 152H45L44 153V156H43V153ZM72 152V153H71ZM74 152V153H73ZM83 152V153H82ZM102 152V153H101ZM118 152V153H117ZM142 152H145V154L144 153H142ZM171 153L170 155L172 156L173 154H174V156H172V157H174V158H172L168 153ZM218 152H219V154H218ZM229 152H230V154H229ZM235 152V153H234ZM247 152V153H246ZM253 153V154H251L252 155V157H251V155H250V153ZM255 152V153H254ZM18 153V154H17ZM41 155V157H39L38 155L39 154ZM57 153V154H56ZM87 153V154H86ZM96 153V154H95ZM105 153V154H104ZM106 153H107V158L105 157V155H106ZM123 153V154H122ZM160 153V154H159ZM163 153V154H162ZM194 153V154H193ZM195 153H197V155H198V157H197V155H195ZM227 153V154H226ZM234 153V154H233ZM262 153V154H261ZM4 156H3V155ZM45 154L48 156L49 154H55V156H52V155H49L48 157L47 156H45ZM62 156V158L59 156ZM62 154V155H61ZM78 156H77V155ZM81 154H84V157H83V155H81ZM86 154V155H85ZM100 156H98V155ZM103 154H104V156H103ZM121 154V155H120ZM146 154H147V156H146ZM149 154V155H148ZM153 155L154 157L156 156H158L157 158L159 159H155L154 157V161L152 160V162H151V165H150V161H148V160H150V159H146L145 158V156L148 158H150V155ZM179 154V155H180ZM224 154V155H223ZM255 154V155H254ZM2 155V156H1ZM16 155H18V156H16ZM32 155H36V156H32ZM58 155V156H57ZM68 155V156H67ZM80 155V156H79ZM123 155V156H122ZM176 155V156H175ZM229 155V156H228ZM240 155V156H239ZM246 155H248L247 157H246ZM257 155V156H256ZM20 156V157H21ZM24 156V157H23ZM59 157L60 159L59 160H61V162H62V164L64 163V162H66V163H64L65 165H63V166H65V168L66 167H68V169H65V168H63V166L62 165H60V163L61 162H59V160H57L56 158V160L54 159V158H52V157ZM65 156V157H64ZM93 156V158L91 159V157ZM122 156V157H121ZM124 156H125V158H124ZM168 156V157H167ZM212 156V157H211ZM222 156H224V157H222V160H221V157ZM234 158L235 159V161L237 162H235L236 163V165H237V167H236V165H234V167H236L235 169H230V168H227V166L225 167L224 166V164H222L223 162H224V160L226 161L228 158ZM6 157H8V158H6ZM35 157V158H34ZM48 158V160L50 159V161H48L47 162V158H46V160H44L43 158ZM64 157V158H63ZM82 157V158H81ZM120 157L123 159H120ZM127 157V158H126ZM172 158V159H170V158ZM176 157V158H175ZM216 157V158H215ZM220 157V158H219ZM240 157V158H239ZM244 157V158H243ZM251 157V158H250ZM51 158H52V160H51ZM94 158H96V159H94ZM102 158H106V159H102ZM128 158H129V160H130V162L132 163H129V160H128ZM145 158V159H144ZM165 158V159H164ZM169 158V159H168ZM198 158V159H197ZM213 158L218 162V160L217 159H220L219 160V165H218V163H216V161L215 160H213ZM226 158V159H225ZM249 158V159H248ZM4 159H6L7 160V162H9V163H5V161H4ZM78 159H79V161H78ZM81 159V160H80ZM84 159V161L82 162V160ZM108 159V160H107ZM111 159V160H110ZM120 159V160H119ZM125 159H127V160H125ZM162 159V160H161ZM164 159V160H163ZM168 159V160H167ZM239 159V160H238ZM243 159V160H242ZM247 159V160H246ZM257 159V160H256ZM26 161L25 163H24V161ZM46 161V162H44V161ZM57 161V162H55V161ZM64 162H63V161ZM92 160V161H91ZM95 160V161H94ZM124 160H125V162H124ZM146 160V161H145ZM161 160V161H160ZM174 162H173V161ZM196 160H198V161H196ZM256 160V161H255ZM29 161H30V163H29ZM41 161V164L43 165V166H41V164L39 163ZM69 161V162H68ZM104 161V162H103ZM119 161L121 162V164L119 163ZM159 161V162H158ZM213 161L215 162V165H217V166H219L218 167V171L216 170V169H214V167H215V165H214V163H213ZM244 161H246V163L244 162ZM34 164H33V163ZM38 163V164H36V163ZM79 162V163H78ZM82 162V163H81ZM124 162V163H123ZM136 162H137V164L139 163L141 166H139V165H137L136 164ZM154 162H156L155 164H154ZM158 162V163H157ZM169 163V164H167V163ZM172 162V163H171ZM193 162L195 163V164H193ZM221 162V163H220ZM240 162H241V165H239L240 164ZM4 165H3V164ZM45 163H47L46 165H45ZM53 163V164H52ZM68 163V164H67ZM87 163V164H86ZM91 163H93V164H91ZM106 165H105V164ZM165 163V165L163 166V164ZM170 163H171V165H170ZM14 164V163H13ZM31 165V168L34 170V169H36L37 167H39V168H41V167H43V169L41 168L40 170L38 169L37 171L35 170V171H33V170H31V168L29 167L28 169H30V170H27V167L29 166V165ZM40 164V166H38ZM70 164V165H69ZM81 164V165H80ZM109 164V165H108ZM112 166H111V165ZM122 164H123V166H122ZM125 164H127V166L129 167H131V171H130V174L127 176L126 174H125V171L124 172H122L123 170H127V168H125V167H127V166H125L124 167V165ZM130 164V165H129ZM134 164L136 165L135 167H134ZM144 164V165H143ZM159 164V165H158ZM221 164L223 165V166H221ZM37 165V166H36ZM67 165V166H66ZM87 165V166H86ZM122 166L121 167V170H120V174H122L123 173V175H125V176H119L120 174H119V169H120V166ZM147 165V166H146ZM154 165V166H153ZM173 165H176V166H173ZM196 165V166H195ZM238 165H239V167H241V168H239L238 167ZM243 165V166H242ZM32 166H36V168L34 167H32ZM60 166H62V167H60ZM77 166V167H76ZM80 166H82V167H80ZM105 166V167H104ZM110 166V167H109ZM114 166V168H112ZM119 166V167H118ZM137 166H139L138 168H137ZM149 166V167H148ZM165 166H167L166 168H165ZM70 167V168H69ZM79 167V169H77ZM86 167V168H85ZM89 167V168H88ZM134 167V168H133ZM141 167V168H140ZM142 167H146L145 168V170H144V168H143V170H144V174H143V172L141 173V172H139V171H141L142 170ZM148 167V168H147ZM153 167V168H152ZM194 167V168H193ZM224 167V168H223ZM233 167V168H234ZM56 168V169H55ZM59 168H62L65 172H64V175H63V170L61 171ZM76 168V169H75ZM87 168H88V170H87ZM92 168V169H91ZM102 168L104 169L103 171H102ZM122 168H125V169H123L122 170ZM133 168V169H132ZM1 169H3V167L1 168L0 167V171H2ZM16 169V170H15ZM26 169V170H25ZM57 169H59L58 171H57ZM109 169V170H108ZM135 169V170H134ZM139 169V171L137 172V170ZM158 169V170H157ZM170 169V170H169ZM173 169V168H172ZM190 169V170H191ZM195 169V170H194ZM239 169V170H238ZM24 170L27 172H24ZM71 170V171H70ZM132 170H134L133 172H135V173H137L136 175H134V174H132L133 172H132ZM146 170H147V172H146ZM150 170H151V172H150ZM155 170V171H154ZM168 170V171H167ZM194 170V171H193ZM223 170H224V172H225V174H224V172H223ZM3 171H4V169H3ZM29 171H31V172H29ZM55 171H57L56 173H58V172H62L61 174H59L58 175V177L57 176H55V175H57L56 173H54ZM74 173H73V172ZM89 171V172H88ZM106 171V172H105ZM108 171V172H107ZM149 171V172H148ZM19 172V173H18ZM24 172V173H23ZM32 172H34V175L33 176H29V173H30V175H32L33 173ZM44 172L47 174V173H49V174H47L46 175V177H44L43 179H44V181L46 182V183H43V184H45L44 186L43 185H41L42 183H41V181H37V180H42V175L44 174ZM88 172V173H87ZM100 172H101V174H100ZM132 172V173H131ZM169 172V173H168ZM180 172V173H179ZM223 174H222V173ZM32 173V174H31ZM36 173V174H35ZM52 173H54L53 175L54 176H52V177H50V179L48 178V181H46V179H47V177H49V176H51L52 175ZM73 173V174H72ZM82 173V175H80ZM102 176H100L99 174ZM109 173V174H108ZM190 173H192V174H190ZM12 176H11V175ZM27 174V176H25ZM51 174V175H50ZM98 174V175H97ZM138 174L139 175H143L144 176V178L146 179H144L143 178V176H138ZM146 174V175H145ZM148 174H150V176L148 175ZM165 174H163V171H162V173L161 174H157V175H164V177H162V176H160L161 178H162V181H164V180H166V182H168L167 181V179L169 180V177H167ZM178 174L180 175V176H178ZM5 175V176H4ZM45 175V174H44ZM77 175V176H76ZM105 175V176H104ZM130 175H132L134 178L133 179H131V177L132 176H130ZM7 176V177H6ZM13 178H11V177ZM17 178H16V177ZM22 179H20L19 180V177ZM73 176V177H72ZM80 176H82L81 178H80ZM91 176V177H90ZM100 176V177H99ZM117 176H119V177H117ZM126 176L129 178V176H130V179H128V178H126ZM140 177V178H138V177ZM165 176L167 177V179H164L163 180V178H165ZM178 176V177H177ZM187 176V177H188ZM214 176V177H213ZM228 176V177H227ZM3 177H4V179H3ZM72 177V178H71ZM75 177V178H74ZM97 177V178H96ZM126 179V182L124 181L125 179ZM138 179H136V178ZM152 177H154V178H152ZM186 177V176H185ZM190 177V176H189ZM189 177L187 178V179H189ZM217 177V178H216ZM9 178H11L10 180H9ZM15 178V179H14ZM24 178V179H23ZM37 178V179H36ZM40 178V179H39ZM78 178V179H77ZM85 178V179H84ZM105 178H107V180L105 181ZM119 178H120V180H121V178H123L124 180H123V182H125L127 185L129 184L130 185V183H131V186H133V191L135 192L134 193V198H131L132 196H130V199L132 200H135L136 201V203L135 202H133V203H135V204H133V203H130L131 205H130V207H135V210H134V212L132 211V214H131V212H125V210H123V209H126V207L124 208L123 207V209H122V207H120L121 205H120V201H118V200H121L122 198H123V195L125 196V195H129L130 193H132L131 192V189H130V192H128L127 190H129V188H132V187H130L129 185V187H128V189H126L127 187V185L125 184V183H123L122 181H120L119 180ZM177 178V179H176ZM178 178H180V179H178ZM213 178V179H212ZM222 178V179H221ZM19 180L20 182H18V181H16V180ZM68 179V180H67ZM70 179H72V180H70ZM80 179V180H79ZM117 179V180H116ZM212 179V180H211ZM217 179H219V180H217ZM67 180V181H66ZM87 182H86V181ZM89 180V181H88ZM100 180V181H99ZM130 180V181H129ZM133 180H136V182L135 181H133ZM143 180V181H142ZM175 180H176V182H175ZM181 180V181H180ZM10 182V184L11 185H13V186H10V184H9V182ZM16 181V183L15 184H13L14 182ZM43 180H42V182H44ZM72 181H75V182H73V184H72ZM78 181V182H77ZM79 181H80V183H79ZM84 181V182H83ZM100 183H99V182ZM103 181V182H102ZM116 181V183H114ZM119 181V184L120 183H122V184H120V185H125V187H124V189H123V186H121L120 187V185L117 183ZM133 183H132V182ZM138 181V182H137ZM220 181V182H219ZM36 182H38L39 184H37V185H35V183ZM77 182V183H76ZM83 182V183H82ZM96 182L98 183V184H96ZM105 182V183H104ZM112 182V183H111ZM148 182H149V185H147L148 184ZM170 182V181H169ZM173 182V183H172ZM213 182H214V184H213ZM41 183V184H40ZM87 183V184H86ZM134 183L136 184V185H134ZM138 183V184H137ZM146 183V184H145ZM151 183V184H150ZM229 183V184H228ZM233 183V184H232ZM7 184V185H6ZM57 184V185H56ZM65 184H66V186H65ZM76 184V185H75ZM83 186H82V185ZM105 184H107V185H105ZM133 184V185H132ZM213 185V186H211V187H207L206 188V186L207 185ZM219 184V185H218ZM226 184V185H225ZM228 184V185H227ZM232 184V185H231ZM18 185V186H17ZM55 185V186H54ZM85 185V186H84ZM92 185V186H91ZM96 185V186H95ZM105 185V186H104ZM119 185V186H118ZM153 185V186H152ZM175 185V186H174ZM215 185L216 186H218V187H215ZM7 186V187H6ZM17 187L16 189L15 188H13V187ZM20 186V187H19ZM34 186L36 187V189L34 188ZM59 186V187H58ZM61 186V187H60ZM102 186V187H101ZM105 188H104V187ZM116 186H118V187H116ZM135 186V187H134ZM137 186V187H136ZM146 186H149L148 187V189H146ZM178 186V187H177ZM205 186V187H204ZM219 186H221V187H219ZM40 187H41V189L43 188V190H41L40 189ZM45 187V188H44ZM82 187H84V188H82ZM87 187V188H86ZM90 187V188H89ZM101 188L100 189V191H99V188ZM110 187V188H109ZM151 187V188H150ZM156 187V188H155ZM166 187V188H165ZM0 188V189H1ZM38 188H39V191H38ZM64 189V191H62L63 189ZM74 188V189H73ZM89 188V189H88ZM95 188H97V189H95ZM104 188V189H103ZM113 188V189H112ZM119 188V189H118ZM120 188H121V190H124V191H126V193L123 191V193L121 192V190H120ZM134 188H135V190H134ZM137 188V189H136ZM160 188H161V190H160ZM166 189L165 191L163 190V189ZM206 188V189H205ZM228 188V187H227ZM32 189H35V190H32ZM51 189H53L52 191H51ZM56 189V190H55ZM72 189V190H71ZM77 189H78V191H77ZM79 189H80V191H79ZM91 189V190H90ZM107 189V190H106ZM117 189V190H116ZM126 189V190H125ZM155 189H159V190H155ZM176 189H177V192H176ZM220 189L218 190V191H216V193L217 192H219L220 191ZM28 190V191H27ZM32 190V192L34 191V193H32V195H31V193L29 192V191H31ZM51 191V193H50V191ZM74 190H75V192H74ZM81 190H82V192H81ZM87 190V191H86ZM89 190V191H88ZM98 190V191H97ZM113 190V191H112ZM137 190V191H136ZM149 190V191H148ZM151 190V191H150ZM163 190V191H162ZM208 190H209V192H208ZM4 191V192H3ZM41 191V192H40ZM48 191V192H47ZM55 191V192H54ZM70 191V192H69ZM73 191V192H72ZM105 193H104V192ZM119 191V192H118ZM148 191V192H147ZM160 191H162V192H160ZM167 191V192H166ZM170 191H171V193H170ZM28 193V195L30 196H28L27 195V193ZM53 192V193H52ZM57 192V194H55ZM65 192H67V194L65 193ZM69 192V193H68ZM94 192V193H93ZM114 192V193H113ZM119 193V194H116V193ZM122 194H121V193ZM139 192V193H138ZM151 192V193H150ZM155 192V193H154ZM158 192H160V194L161 195H163L162 196V198L160 197L161 195L160 194H158V195H156ZM173 192H175V194L173 193ZM178 192L180 193V194H182L181 196H179L180 194H178ZM182 192V193H181ZM211 192H213V193H211ZM20 193H22V194H20ZM26 195H25V194ZM43 193V194H42ZM74 193V194H73ZM79 193V194H78ZM82 193V194H81ZM85 193V194H84ZM90 193V194H89ZM125 193V194H124ZM154 195H153V194ZM166 193V194H165ZM169 193V194H168ZM243 193H245L244 195H243ZM42 194V195H41ZM64 194L66 195V196H68V198L65 196V198L63 199L62 197H64ZM70 194V195H69ZM74 196H73V195ZM104 194V195H103ZM112 194V195H111ZM114 194V195H113ZM122 196H121V195ZM135 194H137V195H135ZM150 196H149V195ZM175 195V196H171V195ZM225 194V195H224ZM40 195V196H39ZM79 195V196H78ZM84 197H82V196ZM100 195V196H99ZM115 195H118L117 196V198H116V196ZM130 195H132V194H130ZM160 195V196H159ZM165 195V196H164ZM247 195H249V196H247ZM263 197V199H264V194H261ZM7 196H8V199H7ZM9 196H10V198H9ZM27 196L29 197V199L27 198ZM91 196V197H90ZM120 196V198L121 199H119L118 197ZM147 196H149V197H147ZM152 196V197H151ZM156 196V197H155ZM167 196V197H166ZM169 196V197H168ZM178 196V197H177ZM182 196H184L183 198H182ZM239 196V197H238ZM3 197H6V198H3ZM13 197V198H12ZM20 197L22 198V199H20ZM40 197V198H39ZM41 197H42V201H41ZM48 197V198H47ZM59 197V198H58ZM71 197V198H70ZM103 197V198H102ZM114 197V198H113ZM138 197V198H137ZM155 197V198H154ZM158 197H159V199H160V201H162V204L159 202V200H158ZM172 197V198H171ZM175 197H177V198H175ZM203 197V198H204ZM222 197H223V199H222ZM2 198V199H1ZM67 198V199H66ZM88 198H89V200H88ZM107 198V199H106ZM111 198V199H110ZM135 198H137V199H135ZM151 200V202L150 201H148L149 199ZM152 198H153V201H152ZM165 198V199H164ZM167 198H168V200H167ZM5 199H7L8 200V202H7V200H5ZM12 201H11V200ZM23 200V199H25L24 201H25V206H24V201H20V200ZM57 199V200H56ZM110 199V200H109ZM140 201H139V200ZM142 199V200H141ZM172 199H173V201H172ZM177 199V200H176ZM190 199V198H189ZM228 199V200H227ZM17 200H19V201H17ZM44 200V201H43ZM45 200H47L46 202H45ZM70 200H72V201H70ZM80 200V201H79ZM91 200V201H90ZM102 200V201H101ZM108 200V201H107ZM112 200H116L115 201V203H118L117 205H118V207L122 210V214L120 213V212H118V213H116L117 211H118V207H117V209L114 207L113 208V206H112V203H114V201L112 202ZM132 200V201H133ZM138 200V201H137ZM155 200V201H154ZM165 200H166V204L164 205V202H165ZM174 200H175V202H174ZM185 200L187 201L186 202V204H185V206H184V204H182V203H184L185 202ZM221 200V201H220ZM6 201V202H5ZM27 201V202H26ZM31 201V202H30ZM38 203H37V202ZM69 201V202H68ZM99 201H100V203H99ZM104 201H106L105 202V204L103 203ZM148 201V202H147ZM176 201H177V203H176ZM180 203H179V202ZM181 201H182V203H181ZM219 201V202H218ZM226 201V202H225ZM9 202H10V204H9ZM14 202V203H13ZM52 202V203H51ZM89 202H90V204H89ZM98 202V203H97ZM129 202H131V201H129ZM159 202V203H158ZM172 202L173 203H176L179 207V209H178V211L176 210V213H175V211L174 212H171V214H170V206H171V204H172ZM223 202H225V203H223ZM236 202V203H235ZM9 205H8V204ZM13 203V204H12ZM15 203H16V205H15ZM28 203V204H27ZM35 203V204H34ZM44 205H43V204ZM70 203V204H69ZM96 203V204H95ZM108 203H109V207H108ZM143 203V204H142ZM222 204V206H223V208L224 207H228V205L230 204V207L231 208H234V205H235V208L236 209H238V212H236L234 215H232L230 218H226L225 220L226 221H217L216 223H215V225H213L214 223H211V221L210 222H208V224L206 223V219L208 218L207 216H208V214H207V216H205L206 217V219L204 220L203 218H205L204 216H203V213H208L209 212V215L211 216V218H208V221L209 220H211L213 217L215 218L217 215H218V212L217 211H219L220 210V208L222 209V207H220L221 206V204ZM226 203H228V205L226 206V205H224V204H226ZM4 204H6V205H4ZM27 204V205H26ZM42 204V205H41ZM49 204H51V205H49ZM82 206H81V205ZM93 204H94V206H93ZM98 204H99V206H98ZM103 204H104V206H103ZM106 204H107V206H106ZM150 204V205H149ZM216 204V205H215ZM218 204V205H217ZM13 205V206H12ZM23 206V207H21V209L19 210V207L20 206ZM34 205V206H33ZM58 205V206H57ZM76 205V206H75ZM80 205V206H79ZM91 205V206H90ZM96 205V206H95ZM134 205V206H133ZM181 205H183V206H181ZM13 207V210H15V211H13V213H12V208L11 209H9V210H6V209H4V208H7V207ZM15 206V207H14ZM73 208H72V207ZM123 206V205H122ZM143 206V207H142ZM147 206V207H146ZM164 206H165V208H164ZM215 206V207H214ZM217 206V207H216ZM30 207V208H29ZM43 207V208H42ZM51 207H53V209L51 208ZM98 210V211H96V209ZM127 207H129V206H127ZM142 207V208H141ZM146 207V208H145ZM184 207V208H183ZM2 208H3V210H2ZM37 208H39V209H37ZM48 208V209H47ZM50 208V209H49ZM56 208V209H55ZM57 208H58V210H59V212H57L58 210H57ZM82 208V210L84 209V211H82V210H80ZM85 208H86V211H85ZM92 208H93V210H92ZM100 209V211H99V209ZM112 208L115 210H117V211H115V213H116V215H115V213L114 212H112V214L113 215H115L114 217H116V218H114V217H112V220H111V218L108 220V214H110V216H112V214L110 213L111 211H112ZM136 208H138V209H136ZM144 208H145V210H144ZM160 208V209H159ZM214 208H215V210H214ZM18 209V210H17ZM34 209V210H33ZM47 209V210H46ZM56 210V212L54 211V213H56V216H55V214H54V216H52V217H54V218H52L51 216H50V219L51 220H49V217H48V222H46V218H45V216H43L44 214L46 215H48V212L51 210V215H53V213H52V211L53 210ZM107 209H109V210H107ZM119 209V210H120ZM134 209V208H133ZM151 209V210H150ZM154 209H156V210H154ZM163 209V210H162ZM181 209H182V211H181ZM214 210V213H213V210ZM2 210V211H1ZM4 210H6V211H4ZM11 210V211H10ZM28 210V211H27ZM38 210H39V212H41V214L42 213H44L43 215H42V218H39L40 220L39 221H37V219H38V217H41L40 216V213L38 212ZM61 210V211H60ZM76 210V211H75ZM113 210V211H114ZM142 210V211H141ZM147 210H148V212H149V214L150 215H153L152 216V220H153V223L155 222V224H154V226L153 227H151V228H153L154 230H155V234L156 235H154V233L152 232V231H154L153 229H152V231L150 230L151 228H149V227H145L146 229H148L149 228V231H148V235H150V237L153 239V237H155V236H157L158 237V240L162 243V244H164L165 246H168V247H166V248H164L163 250H160V249H158L157 250V253H156V251L154 252L155 253V257H154V255L151 257H149L148 255H150V251L153 249V248H150V247H152V246H154V244H152L153 243V240L148 236H146L147 238H149V239H151V240H149L148 242L149 243H151L152 244V246H150L149 244H146V248L144 247L145 245V243L143 244L144 246H143V248L141 247L140 249L139 248H136L135 247V245L137 246V244H135V242L136 243H138L139 241H138V239H140L141 240V242H142V239H143V237H138L137 236V232L140 234V231H142V230H145L146 231V229L144 228H137V230H136V228L134 229V227H132L131 225H132V223H133V221L134 220H132V218L133 217H135V218H133V219H136L137 217V214H139V213H142L143 211L145 212H147ZM150 210V211H149ZM166 210V211H165ZM184 210H185V212H184ZM18 211V212H17ZM20 211V212H19ZM45 211V212H44ZM78 211H79V216L77 217V215H78ZM97 213H96V212ZM106 211H108V212H106ZM137 211V212H136ZM168 211V212H167ZM3 212V213H2ZM38 212V213H37ZM62 212V213H61ZM67 212V213H66ZM77 212V213H76ZM93 212H95L93 215H92V213ZM100 212V213H99ZM105 212V213H104ZM142 213V214H147V213ZM221 212V210L219 211V213ZM15 213V214H14ZM25 213V214H24ZM30 215H29V214ZM49 213V214H50ZM86 213H87V215H86ZM91 213V214H90ZM126 214V216L128 217H122V216H125V214ZM134 213V214H133ZM154 213V214H153ZM163 213H164V215H163ZM166 213H168V214H166ZM174 213V215H172ZM182 213V214H181ZM205 213V214H206ZM2 214V215H1ZM13 214V215H12ZM24 214V215H23ZM60 214V215H59ZM76 214V215H75ZM82 214V215H81ZM97 214V216L99 215V217H97V216H95ZM118 214V215H117ZM131 214V215H130ZM175 214H176V216H175ZM187 214V215H186ZM212 214H215V215H212ZM29 215V216H28ZM35 215V216H34ZM47 215H46V217H47ZM58 215V216H57ZM67 215V216H66ZM129 215L132 217V218H130L129 217ZM133 215H136V216H133ZM140 215V214H139ZM148 215V214H147ZM169 215V216H168ZM179 215V216H178ZM181 215V216H180ZM184 215V216H183ZM186 215V216H185ZM14 216V217H13ZM20 216V217H19ZM22 216V217H21ZM34 216V217H33ZM89 216H90V218H89ZM117 216H118V218H117ZM119 216H121L122 218H124V219H122L121 217H119ZM149 216V215H148ZM164 216V217H163ZM171 216H175V217H173V218H171ZM209 216V217H210ZM11 217V218H10ZM25 217V218H24ZM32 217H33V219L34 218H36V220L34 219V221H36V224H37V222H38V224H37V228H36V226L35 225H29V224H34L32 221H33V219H32ZM44 217V218H43ZM62 217V218H61ZM64 217V218H63ZM71 217H72V219H71ZM83 217V218H82ZM91 217L94 219V220H90L91 219ZM98 219H97V218ZM151 217V216H150ZM168 219H167V218ZM185 217H186V219H185ZM68 218V219H67ZM154 218V219H153ZM170 218H171V220H170ZM2 219V220H1ZM5 219V220H4ZM32 219V220H31ZM44 219V220H43ZM65 219V220H64ZM70 219V220H69ZM86 219V220H85ZM89 221H88V220ZM95 219H97V220H95ZM165 219V220H164ZM196 219V220H195ZM64 220V221H63ZM106 220V221H105ZM110 221V223H111V225H110V223L108 222V221ZM129 221V225H128V221ZM151 220V221H152ZM190 220V221H191ZM203 220V221H202ZM40 221L42 222V223H40ZM49 221H51V222H49ZM54 221V222H53ZM61 223H60V222ZM71 221V222H70ZM73 221V222H72ZM86 221V222H85ZM94 221H95V223H94ZM97 221V222H96ZM104 221V222H103ZM126 221V222H125ZM202 221V222H201ZM26 222H27V224H26ZM46 224H48V225H46ZM55 222H57V224L55 223ZM68 222V223H67ZM91 224H90V223ZM105 222H108V223H106V224H108V226L105 224ZM114 222V223H113ZM116 222V223H115ZM124 222V223H123ZM130 222H131V224H130ZM222 222V223H221ZM226 222V223H225ZM2 223H0V224H2ZM23 223H25L24 225H20V224H23ZM47 226H44V224ZM53 223V224H52ZM103 223V224H102ZM113 223V224H112ZM176 225H174V224ZM180 223V224H179ZM182 223V224H183ZM199 223H200V225H202L203 223H206V224H203L206 228V233H204V236L202 237V239L200 238V240H198V238L197 237H195V236H197V235H195V233L196 234H198V233H200L199 231H201V230H199V229H197L198 227H200V229H202V227L204 228V226H200L199 225ZM202 223V224H201ZM220 223V224H219ZM14 224H15V226H14ZM16 224H18L17 226H16ZM41 224V225H40ZM68 224V225H67ZM75 224V225H74ZM77 224V225H76ZM95 224H96V226H95ZM100 224V225H99ZM105 224V225H104ZM124 224V225H123ZM214 226H212V225ZM226 224V225H225ZM6 225V226H7ZM13 225V226H12ZM24 226L23 227V229H25V231H27V232H25L24 233V235H22L23 234V232H24V230L22 229V227L20 228V227H18V226ZM26 225H29L30 226V228H31V226H32V229H28V228H26L27 226ZM52 225H54V226H52ZM93 225V226H92ZM104 225V226H103ZM114 225V226H113ZM125 225H127V226H125ZM174 225V226H173ZM7 226V227H8ZM26 226V227H25ZM34 226H35V230H34ZM67 226V227H66ZM73 226V227H72ZM87 226V227H86ZM91 226V227H90ZM111 228H110V227ZM130 226V228L132 227L133 228V231L135 232V234L133 233V231L131 230V229H127L128 227ZM159 226V227H158ZM170 226V227H169ZM173 228H172V227ZM211 226V227H210ZM11 227V228H10ZM19 228V231L21 232V230H22V232H21V236L20 237H18V236H16V239H14L15 238V235H17V234H20V233H18V228ZM43 227H44V229H43ZM45 227H46V229H45ZM76 227V228H75ZM106 227V228H105ZM181 227V226H180ZM14 228H16V229H14ZM50 228V229H49ZM59 228H60V230H59ZM81 228H84L83 229V231H81ZM102 228V229H101ZM108 228V229H107ZM123 228V229H122ZM171 228V229H170ZM209 228V229H208ZM214 228V229H213ZM21 229V230H20ZM30 230V231H28V230ZM39 229H43V231L45 230V231H47V229H48V233H51L50 235H52L53 236V233L54 232H56V233H54V235H55V240L53 241V243H52V239H54V236H53V238H52V236H49L48 237V235H47V232H46V235L45 236H43V235H41V237H40V235L38 236V234L40 233H43V231L42 230H40L39 231ZM52 229V230H51ZM68 229V230H67ZM74 229H76V230H74ZM86 229V230H85ZM92 229H94L93 231H92ZM116 229H118V231L116 230ZM173 229V230H172ZM180 229V230H179ZM189 229V230H188ZM208 229V230H207ZM12 230V231H11ZM15 230V232H13ZM31 230H32V232H31ZM34 230V231H33ZM56 230V231H55ZM70 230V231H69ZM80 230V231H79ZM89 230V231H88ZM98 230H100V231H98ZM111 230V231H110ZM113 230V231H112ZM114 230H116V231H114ZM129 232H128V231ZM132 232H131V231ZM177 230V231H176ZM182 230H184L185 232H187L186 233V238H185V232L184 231H182ZM194 230V231H193ZM198 230V231H197ZM210 230V231H209ZM45 231H44V233H45ZM53 231V232H52ZM64 231H65V234H64ZM66 231H68V232H66ZM77 233H76V232ZM85 231V232H84ZM92 231V232H91ZM102 231V232H101ZM146 231V232H147ZM180 231V232H179ZM195 231H197V232H195ZM213 231V232H212ZM11 232V233H10ZM36 233L37 232V236L34 234V233ZM71 232H73V233H71ZM90 232V233H89ZM97 232H99V233H97ZM108 232V233H107ZM113 232H117V233H114V235L112 234ZM126 232V233H125ZM128 232V233H127ZM150 232H152V233H150ZM210 232V233H209ZM212 232V233H211ZM8 233H10L9 235H7ZM13 233H17V234H13ZM70 235H69V234ZM85 233H87V234H85ZM110 233V234H109ZM130 233V234H129ZM132 233V234H131ZM142 233H144V232H142ZM179 233H181L183 236H181V234H179ZM193 233V234H192ZM68 236H67V235ZM75 234V235H74ZM88 234H91V235H88ZM98 236H97V235ZM107 234V235H106ZM109 234V235H108ZM115 234H117V235H115ZM125 234V235H124ZM127 234V235H126ZM134 234V235H133ZM147 234V233H146ZM151 234H153V235H151ZM160 234V235H159ZM172 234V235H171ZM191 234L192 235H195L194 237L192 236V238L193 239H191ZM205 234H207V235H205ZM14 237H13V236ZM27 235V236H26ZM33 237L34 235L36 236H34L33 238H36V240L35 239H32V237ZM102 235V236H101ZM130 235V236H129ZM131 235H133L134 237H132ZM10 236H12L13 238V240H14V243H12L13 242V240L11 239V238H7V237H10ZM23 236H24V238H23ZM26 236V237H25ZM47 236V237H46ZM64 236V240H63V237ZM97 236V237H96ZM115 238H114V237ZM119 236V237H118ZM141 236V235H140ZM143 236V235H142ZM172 236V237H171ZM178 236V237H177ZM180 236V237H179ZM3 237H4V239H3ZM6 237V238H5ZM43 237V238H42ZM58 237V238H57ZM68 237V238H67ZM85 237V238H84ZM95 237V238H94ZM127 237V238H126ZM129 237V238H128ZM132 237V239L133 238H135V242H134V240H133V242H131L129 239ZM136 237H138L137 239H136ZM169 237V238H168ZM174 237H176L177 238V240H179L180 238L182 239L183 238V242H182V240L180 239L179 241L180 242H178L177 241V243H176V238L174 239L175 240V243H174V241H173V243L174 244H172L171 243V245H173L172 247L177 251V252H179V254L178 253H176V251H175V256L173 255V253H174V251H172V250H174L172 247H171V245H169V243L170 242H172V240H173V238ZM250 237V236H249ZM28 238V239H27ZM47 238V239H46ZM50 238V239H49ZM52 238V239H51ZM76 238V239H75ZM79 238V239H78ZM93 238L96 240V242H97V244H96V242H94L93 241V245H96L97 246V248H96V246L94 247V249L93 248H91V246L93 247V245H91L90 246V244H92V241L91 240H93ZM113 239V240H111V239ZM117 238V239H116ZM197 238V239H196ZM206 238V239H205ZM252 238V237H251ZM2 239V240H1ZM7 240V241H4V240ZM9 239V240H8ZM25 239V240H24ZM31 239V240H30ZM41 239V240H40ZM45 239H46V241H48V244L50 245V249L48 248V247H46V244H47V242L45 241ZM72 239H73V241L74 240H76V241H74L73 243H72ZM100 241H99V240ZM120 239V240H119ZM161 239V240H160ZM192 241H190V240ZM195 239H196V241H197V243L195 244L194 242H196L195 241ZM10 240H12V242L10 241ZM24 241V243H23V241ZM63 240V241H62ZM69 240V241H68ZM80 240V241H79ZM87 240V241H86ZM90 240V241H89ZM123 240H125V241H123ZM11 242L10 243V245H9V243H8V245H7V248H8V246L10 247V249H8V250H6L7 248H4V247H6V244H7V242ZM27 241V242H26ZM45 241V242H44ZM86 241V242H85ZM106 241V242H105ZM108 241V242H107ZM128 243H127V242ZM164 241V242H163ZM169 241V242H168ZM191 243H194V245L193 244H191ZM198 241H199V244H198ZM16 242V243H15ZM29 242V243H28ZM51 242V243H50ZM56 242V243H55ZM57 242H59V243H57ZM77 242V243H76ZM84 242H85V244H84ZM88 242V243H87ZM115 242V243H114ZM119 244H118V243ZM129 242H131L132 243V246L133 247H135V248H133L132 250L129 248V247H131V243H129ZM141 242H139L140 243V245H141ZM146 242V241H145ZM147 242V243H148ZM203 242V243H202ZM4 243V244H3ZM36 243V244H35ZM63 243V244H62ZM66 243V244H65ZM75 243V244H74ZM87 243V244H86ZM104 243V244H103ZM117 243V244H116ZM135 245H134V244ZM178 243H180V244H178ZM201 243V244H200ZM41 244V245H40ZM44 244V245H43ZM48 244H47V246H48ZM77 244V245H76ZM108 244V245H107ZM123 244V245H122ZM125 244V245H124ZM198 244V245H197ZM205 244V245H204ZM3 245H5L4 247H3ZM11 245H12V247H11ZM23 245V246H22ZM25 245V246H24ZM32 245V246H31ZM53 245V246H52ZM55 245V246H54ZM58 245V246H57ZM85 245V246H84ZM106 245V246H105ZM121 245V246H120ZM148 245V246H147ZM183 245V246H182ZM191 247H189V246ZM199 245L201 246V248H203V246H205L204 247V250H205V248H206V250L205 251H203V249L201 250V248L199 247ZM21 246V247H20ZM44 246H45V248H44ZM61 246V247H60ZM71 246V247H70ZM79 246H80V248H79ZM100 246V247H99ZM139 246V245H138ZM137 246V247H138ZM142 246V245H141ZM164 246V247H165ZM181 246V248H179ZM192 246H194V249H195V246L197 247V248H200V252H199V254L201 253V255H204V256H197L196 255V253L199 251V249H198V251H196V250H194V249H192L193 247ZM1 247H2V249H1ZM13 247H14V249H13ZM37 247V248H36ZM69 247V248H68ZM86 247H88V249L86 248ZM110 247V248H109ZM116 247V248H115ZM16 248V249H15ZM45 250H44V249ZM47 248V249H46ZM54 248V249H53ZM60 248V249H59ZM66 248V249H65ZM79 248V249H78ZM82 248H83V251H82ZM89 248H90V250H89ZM132 248V247H131ZM167 248H171L170 250L171 251H169L170 253H168V251L167 250H169V249H167ZM196 248V249H197ZM22 249H23V251H22ZM39 249H42V254L40 255L38 252H40L39 251ZM49 249V250H48ZM67 249H68V251H67ZM78 249V250H77ZM81 249V250H80ZM84 249H87L88 251V255L87 256H85V254H83V253H85V250ZM92 249V250H91ZM102 249V250H101ZM110 249V250H109ZM112 249V250H111ZM134 249L136 250V249H139V251H134ZM143 249V250H142ZM151 249V250H150ZM162 249V248H161ZM179 249V250H178ZM192 249V250H191ZM66 250V251H65ZM70 250V251H69ZM72 250H74V252L72 251ZM98 250V251H97ZM106 250V251H105ZM120 250V251H119ZM130 250V251H129ZM150 250V251H149ZM154 250V249H153ZM165 250L167 251L166 253H164L165 252ZM184 250V251H183ZM194 250V251H193ZM209 250V251H208ZM94 251H97V254H99V255H96V254H94V253H96V252H94ZM103 251V252H102ZM110 251V252H109ZM149 251V254L147 253ZM189 253H188V252ZM238 251V250H237ZM237 251L236 252H234V253H237ZM10 252V253H9ZM45 252V253H44ZM64 252V253H63ZM66 252V253H65ZM73 252V253H72ZM80 252H82L81 254H80ZM99 252V253H98ZM102 252V253H101ZM104 252H105V255H104ZM107 252V253H106ZM120 252H121V255H120ZM131 252V253H130ZM181 252H182V255H181ZM183 252H187V254H185V253H183ZM195 252V253H194ZM206 252V253H205ZM2 253V254H1ZM44 253V254H43ZM64 255H63V254ZM68 253V254H67ZM72 253V254H71ZM75 253V254H74ZM90 253V254H89ZM109 253V254H108ZM135 253V254H134ZM145 253H147L148 255H145ZM153 253V254H154ZM172 253V254H171ZM193 253L195 254L194 256H197V257H194L193 256ZM207 253H209L208 255H207ZM251 253V252H250ZM52 254V255H51ZM91 254H92V256H94L93 258H92V256H91ZM103 254V255H102ZM127 254H129V255H126ZM152 254V253H151ZM157 254V255H156ZM159 254V255H158ZM167 254H171V255H167ZM183 254H185V255H183ZM198 254V253H197ZM67 255H69V256H67ZM122 255H123V257H122ZM142 255V256H141ZM174 256V258H173V256ZM177 255H179V256H177ZM250 255V254H249ZM252 255H253V253H252ZM251 255V256H252ZM16 256V257H15ZM73 256H75V257H78V258H73ZM108 256H109V258H108ZM126 256V257H125ZM130 256V257H129ZM148 256L149 258H151V259H148V258H146V257ZM159 256V257H158ZM171 256V257H170ZM233 256V255H232ZM31 257V258H30ZM91 257V260H93V261H90V258ZM142 257H145L146 259L143 261V259H142ZM156 257H158V258H160L158 261H156ZM164 257V258H163ZM168 257H170V259H168ZM181 257H179V259L180 260H182L181 259ZM192 257H194V258H192ZM202 257V258H201ZM10 258H13V259H10ZM15 258V259H14ZM43 258V259H42ZM71 258V259H70ZM132 258V259H131ZM157 258V259H158ZM184 258V259H185ZM190 258H189V261H190ZM197 258V259H196ZM207 258L206 259H204V260H207ZM73 259H75V261L73 260ZM127 259V260H126ZM152 259H155L154 261L152 260ZM176 259H178V258H176ZM179 259L178 260H175L174 262H175V264H177V263H181V261L180 262H177V261H179ZM8 260V261H7ZM54 260V261H53ZM63 260H65V261H63ZM98 260H97V262H98ZM126 260V261H125ZM171 260V261H172ZM203 260V262L205 263V261ZM264 260V259H263ZM77 261V262H76ZM88 261H89V263H88ZM105 261H103V262H105ZM152 261V262H151ZM188 261V262H189ZM191 261L188 263V264H192L193 263V261H192V263H191ZM200 261H198L197 262V264L200 262ZM260 261V260H259ZM55 262V263H54ZM69 262H71V263H69ZM83 262V261H82ZM91 262V263H90ZM111 262V263H110ZM124 262V263H123ZM164 262V263H163ZM203 262L201 263V264H203ZM173 263V261L171 262V264ZM255 263V262H254ZM259 263V262H258ZM258 263H255V264H258ZM264 264V261L262 262V259H261V262H260V264ZM77 264H79V262L77 263ZM103 264H105V263H103ZM146 264V263H145ZM156 264H158V263H156ZM159 264H160V262H159ZM174 264V263H173ZM194 264V263H193ZM241 264V263H240Z\"/></svg>", "mask_w": 264, "mask_h": 264}, {"label": "bare ground", "instance_id": "bare-ground-1", "mask_svg": "<svg viewBox=\"0 0 264 264\" xmlns=\"http://www.w3.org/2000/svg\"><path fill=\"white\" fill-rule=\"evenodd\" d=\"M2 1H5V0H2ZM13 1L15 2L16 0H12V2H11V4L13 3ZM46 2V4L44 3L43 4V2ZM47 1H48V3H47ZM17 0V5L18 4H20V3H27V5H26V7L27 6H29L28 8H29V11L31 10V9H34L35 7L37 8V6L39 5V4H43L44 6H49V8L47 9L46 7H44L45 8V10H46V14L45 13H43V11L42 12H40V14L42 13L43 15H40L39 13V15L40 16H42V17H40V16H38L37 14V16H35L34 14V16H32V14H30L31 16H32V21H33V18L34 19H36L35 21H33V22H31V20H30V22L29 21H25V20H29V19H24V21H21V22H24V23H19L20 25H18V26H16L17 24H15V26H16V29H17V27H20L21 25L23 26H21L20 28H22V29H20V30H24L25 32H22L23 34L24 33H26L24 36L20 33V31L18 30V33H20V35H19V37H21V35L23 36L22 38H19L18 37V33L16 34L17 35V37L18 38H16V36H15V34H14V32L13 31H15V30H13L12 32H13V34L11 35V39L10 40H6V42H4L3 40V42L2 41H0V42H2V43H5V44H3L2 45V43L0 44V45H2L0 48V56L2 57V56H4L10 49H13V47L16 49L15 50V52L13 51V50H10V51H13L14 53H15V55H16V58L15 59H17V58H19V57H21L25 52H28V51H30V52H37V57L34 59V60H31V61H26L25 63H24V65L22 64V67L20 68V67H18V68H20V70L18 69V68H16L15 66H17V65H15L14 66V62L13 61H11V62H13V63H11V62H9V63H11V65L13 64V66H11V65H9V63L7 64V62L5 63V62H3V63H5L3 66H7V65H9L10 66V68L11 67H14V68H16V69H18V70H15L14 68H13V70H12V73H14L13 71H15L16 72V75L18 74V76H16L17 78H15V80H17V81H15L14 80V85H13V87L14 86H16L17 88H15V89H18V90H16L17 91V97H19L20 96V98H18V99H21L22 97L24 98V96L26 97V96H29V94H31L32 92H35V91H37V90H39L40 88L42 89V88H44L43 90H44V96H43V100H42V102H40L41 103V108H43V109H45L46 107L49 109L51 106H52V108H54V112L52 113V114H48L47 115V117H49L50 119L51 118H53V119H55L56 118V116H58L59 117V115H60V117L59 118H61V120H64V119H66V118H68L69 119V115H71L73 112L76 114V113H82L83 112V110L84 109H86V106H91V109L93 108L92 106L94 105V108L92 109V111H90L89 110V114L86 116V115H84L83 114V118H84V116L86 117L83 121H81L82 119H80V121L78 120V118L76 119L77 121H75V120H73L72 122H74V125L75 124H77L74 128L75 129H73V130H76V131H78L79 133H80V131L81 132H83V134L82 135H84L83 137V142H81L79 139H76L75 141H72V142H75V143H77L78 141L77 140H79L80 142H81V146L80 147H82L83 145L82 144H84V142L85 143H87V144H89V142L91 141V137H92V132H94L95 130H96V128H97V130L99 129V127H102L101 126V124H102V122H103V120L105 119L106 121L108 120V122L109 121H111V120H109L112 116H115L114 114H116V116H119L120 115V113L121 112H119V110L121 111V109H122V112H123V110L125 111V109H124V107L126 108V106H130L131 105V107H128V108H132V106L135 104L136 105V99H137V97L136 98H133L134 97V95H135V93L137 92L136 90H135V93H131V91H130V89L131 90H133V89H137L138 87V85L139 84H133L132 83V80L130 79V78H134V76H139L140 77V75H138L137 73H135V75H133V77L132 76H130V72H133V71H135V69H136V67L140 64L141 65V63L142 62H144V61H142L141 63H139L143 58H140V60L138 59V61H137V59H136V61H134V60H129L128 61V59H130V58H126L127 57V55H128V53L130 52V50H132L135 46L137 47V48H140L139 47V45L137 46V45H135V41L137 40V41H139L140 40V38H138L139 36H141L142 37V39L145 37V38H147L149 35H151L152 37H148L149 38V41H150V39H151V42L152 41H157V38H159V37H161V35H162V44L157 48V50L156 51H154V53L152 52V53H150L151 54V57L150 56H148L149 57V59L151 60V63L152 64H154L155 65V63L157 62L158 63V61L159 60H161V59H167V58H173L172 60H173V62H171V63H167L166 65H164V63H162L163 64V66H160V68H159V71H157V73H158V75L157 76H155V78H157V81H156V84H155V89H156V91L158 92V91H160L161 89L163 90L164 88H161L160 89V87L161 86H163V83H164V81H163V83H160L161 82V80L163 79V73H165L168 69L170 70V69H172V67H174L173 68V70L175 71L176 69V72L178 73V74H175V80H177L176 79V77H177V75H178V77L177 78H180V76L181 77H183V73L185 72V69L187 68L188 69V66L190 67H192L193 65H194V63H196V62H194L195 61V59L197 58V56L198 55H212V54H214V53H218V54H225V57L223 58V61H225V64H224V62H223V64H222V67L223 68H221V69H225V70H222V71H225V73L222 75L223 76V78H225L224 77V75H226V82H227V84L228 85H230L231 87H232V89L234 90V95H235V97H234V101L233 100H227V98H226V100H225V98L224 99H222L221 98V100H225V102L224 101H222V102H224V104L222 105V108L221 109H217L216 107L219 105V102L217 101V104H216V101H215V99H214V103L217 105V106H214V105H210L208 108H207V113H209L210 114V117L212 118H214V120L217 122V124H218V121H217V119H216V116H218V115H220L219 113H226L230 108H232V104H233V106H235V107H241V106H245L244 104H248V103H246V101H249V109H250V112L252 113L255 109H256V105H257V103H256V101H258L257 100V97H258V91L259 90H257V91H255V92H253V93H251V95H250V98H249V100H246V98H242V97H240L239 95H241V93L245 90V88L252 82V81H254V79L256 78V76H258L260 73H262L261 71H264V62L261 64V65H255V66H253L252 67V62L253 61H255L256 60V58H258V57H264V0H225L224 2H221V3H219V2H216L215 0H121L120 2H118L117 3V5L115 6V11H112V12H110V13H107V12H100V14L96 17V18H94V16H92V15H95V10L97 9V7L98 8H104L105 7V5L109 2V0H76V11H75V16H76V22H75V24L73 25V26H70L67 22H63L61 25H59L54 31H53V33H52V35L49 37V38H47L44 42H38V43H35V41H36V34H37V32H36V30H38L39 29V27H42V26H47L48 25V21H49V19L57 12V10H58V8L59 7H61L60 6V4L59 3H62V1L60 0ZM66 1V0H65ZM64 1V2H65ZM6 2V1H5ZM142 2H144L145 4H147V5H145V6H148V5H151L152 4V7H153V5L155 6L156 4H160V5H162V6H160L159 8H161V9H159L160 11H159V14L161 15V16H159V17H161V19H159V25H158V27H157V29L155 28L153 31H155V33H153V34H151L152 32H150V33H147L148 32V26H149V22H150V20H149V17H150V19L152 18L153 19V13L151 14V13H149L150 11H152L151 9L149 10V12H147L148 11V9H146L147 11H143L142 13V15H143V17L141 18V23H134L135 21H137L136 20V18H138V16L136 17V12H135V10L138 8L137 6H138V4H139V6H140V4H142ZM160 2V3H159ZM228 2H231L230 4H228ZM0 3H2L1 2V0H0ZM10 3V2H9ZM254 4V7H253V9L251 10V11H249V10H247V5H249V4ZM5 4H7V3H5ZM164 4H166V5H164ZM220 4V6H221V8L220 9H218L217 10V8H216V6L217 5H219ZM62 5V4H61ZM158 5H157V7L155 8V10H158L157 8H158ZM4 6V5H3ZM9 6V5H8ZM47 6V7H48ZM6 7V6H5ZM15 7H18V6H16V3L14 4V5H12V6H9L7 9H3L4 10V12H2L3 10L1 9V6H0V10H2V11H0V16H1V18H2V16L3 17H5V16H8L9 14H12L16 9H18V8H15ZM33 7V8H32ZM39 7L40 6H38V9H39ZM43 7H41V9L43 8ZM128 7V11L129 12H126L127 14L125 15H123V13H125V11L124 10H126L125 8H127ZM142 7H143V9L142 10H145L144 9V6L142 5ZM62 8H64V7H62ZM130 8V9H129ZM146 8V7H145ZM175 9L178 11H180L179 12V15H178V17H176L177 19L175 20V22L173 23L172 22V20H173V15H174V11H175ZM35 10V9H34ZM44 10V9H43ZM101 10V9H100ZM141 10V11H142ZM154 10V9H153ZM154 10V11H155ZM26 11H28V10H26ZM25 11V12H26ZM33 11V10H32ZM95 11V12H94ZM138 11H140V10H137V13H138ZM162 11V12H161ZM33 12H35V11H33ZM38 12V11H37ZM59 12H60V10H59ZM121 12H123V13H121ZM147 12V13H146ZM162 14H161V13ZM36 13V12H35ZM195 13H199V15H201V19H204L205 20V22L203 23V25H200L199 23H200V19L199 18H191L192 17V15L193 14H195ZM14 14V13H13ZM24 14H26V13H24ZM23 14V15H24ZM45 14V15H44ZM62 14V13H61ZM140 14V13H139ZM149 14H151L150 16H149ZM27 15H28V12H27ZM28 16V18L30 17L31 18V16ZM60 15V14H59ZM25 16V15H24ZM141 16V15H140ZM140 16H139V18H140ZM177 16V15H176ZM35 17H37V18H35ZM39 17V18H38ZM91 17H93V19L92 20H94V21H91ZM13 18V17H12ZM24 18V17H23ZM23 18H21V19H23ZM25 18H26V16H25ZM11 19V18H10ZM20 19V18H19ZM20 19V20H21ZM54 19V18H53ZM151 19V20H152ZM18 20V19H17ZM156 20V19H155ZM154 20V21H155ZM153 21V20H152ZM151 21V22H152ZM92 22V23H91ZM150 22V23H151ZM158 22V21H157ZM13 23V22H12ZM25 23H29L28 25L26 24V25H23V24H25ZM133 24H135L137 27H136V29H134L133 28ZM13 26V25H12ZM151 26H153V24L151 25ZM48 27V26H47ZM53 27V26H52ZM55 27V26H54ZM2 28V27H1ZM11 28V27H10ZM50 28V27H49ZM131 28H133V30L131 29ZM10 30V29H9ZM132 30V31H131ZM119 31H123L124 33L123 34H125V33H127V34H125V36L122 34L121 35V33H118V34H120V37L121 36H124V37H122V38H125V39H122L123 40V42H122V40H121V42L119 43L118 42V40L120 39V37H118L117 39L118 40H116L115 38H114V35H116V33L117 32H119ZM11 32V33H12ZM17 32V31H16ZM145 32L147 33V34H145ZM6 34V33H5ZM8 34V33H7ZM149 34V35H148ZM126 35H128V36H126ZM148 35V36H147ZM10 36V35H9ZM8 36V37H9ZM118 36V35H117ZM116 36V37H117ZM144 36V37H143ZM147 36V37H146ZM114 39H113V38ZM207 37H209V39L213 42V45L211 46V42L209 41V43H208V41L206 40V38ZM103 38H106V40L109 42V40L112 38L113 40H116L117 42H115L114 41V43H116V46H119L118 48H115L114 49V47L112 48V45L110 44V45H108L109 46V48H105L103 45H100V40H102ZM145 38L143 39V42H144V40H145ZM252 39V42L251 43H249V44H247V45H243V43H245V41L247 40V39ZM4 39V38H3ZM139 39V40H138ZM141 39V40H142ZM161 39V38H160ZM106 40L104 39V41H105V44L107 43L106 42ZM104 41H103V43H104ZM37 42V41H36ZM113 42V41H112ZM111 42V40H110V42L109 43H112ZM140 42V41H139ZM146 42H148V39H147V41ZM138 42H136V44H137ZM108 44V43H107ZM113 44V43H112ZM118 44V45H117ZM142 45V44H141ZM111 46V47H110ZM115 46V45H114ZM134 46V47H133ZM147 48V47H146ZM134 50V49H133ZM135 50H136V48H135ZM142 50V49H141ZM16 52H17V54H16ZM133 52V51H132ZM137 52V51H136ZM138 52H141V51H138ZM133 54V53H132ZM135 54H137V53H135ZM149 54V55H150ZM7 55V54H6ZM130 55V54H129ZM116 56H118V57H116ZM134 57V56H133ZM136 57H138L139 58V56H136ZM4 58H6V57H4ZM3 58V60L5 61V59ZM113 58H116L117 59V61L116 62H113V63H115V67H114V69L113 70H110V71H105L104 69H105V65L108 63V62H111V60L113 59ZM146 59V58H145ZM2 60V61H3ZM7 60V59H6ZM115 60V59H114ZM113 60V61H114ZM171 60V61H172ZM130 61H134V62H130ZM168 61H169V59H168ZM162 62H164V61H162ZM165 62H167V60H165ZM208 63V62H207ZM1 64V63H0ZM7 64V65H6ZM15 64H16V62H15ZM109 64V63H108ZM107 64V65H108ZM111 64V63H110ZM192 64V65H191ZM198 64V63H197ZM106 65V66H107ZM113 65V64H112ZM139 65V66H140ZM158 65V64H157ZM200 65H201V63H200ZM200 65L199 66H194V67H192L193 69V72H192V70H191V76L190 77H186V78H180V79H182L183 80V83H181L182 85H183V87H182V85L179 87V88H182V89H184V87L186 86H188V88H189V86H190V84H192V83H194L196 80H197V72H196V70L198 71V69H200L199 67H200ZM226 65V66H225ZM1 66H2V64H1ZM2 66V67H3ZM8 66V67H9ZM109 66H111V65H109ZM138 66V68L139 69H141V67H139ZM141 66H143V63H142V65ZM1 67V68H2ZM153 67V66H152ZM190 67V68H191ZM202 67V66H201ZM4 68V67H3ZM9 68V69H10ZM112 68V67H111ZM121 68V69H120ZM125 68V69H124ZM135 68V69H134ZM137 68V69H138ZM176 68V69H175ZM189 68V69H190ZM203 68H204V66H203ZM207 68V67H206ZM205 68V69H206ZM219 68V69H220ZM110 69V68H109ZM108 69V70H109ZM122 69L124 70V72H120V71H122ZM133 69V70H132ZM137 69H136V71L135 72H137ZM219 69H218V71H219ZM220 69V70H221ZM5 70H7V69H5ZM118 70V71H117ZM132 70V71H131ZM169 70L167 71L168 73H169ZM3 71V69L1 70V72ZM9 71V70H8ZM7 71V72H8ZM31 71L32 72H34V71H36L37 73L35 74V76H34V78H33V80H31V81H29L30 83H27V84H24V83H22L23 82V79H24V77H25V75L26 74H28V73H26V72H29L30 74H31ZM117 71V72H116ZM149 70H147V72H148ZM171 71V70H170ZM11 72V71H10ZM167 72H166V74H167ZM175 72V73H176ZM190 72V71H189ZM198 72H200V71H198ZM3 73V72H2ZM116 73H118V74H120V76L119 77H117L118 79H117V81H115L114 79H116V75L118 76V74H116ZM134 73V72H133ZM186 73V72H185ZM184 73V74H185ZM187 73H188V71H187ZM193 73V74H192ZM201 73V72H200ZM206 73V72H205ZM214 73V71L212 72V74ZM220 73H223V72H220ZM219 73V74H220ZM85 74V75H84ZM23 75H24V77H23ZM84 75V76H83ZM145 75V74H144ZM172 75V74H171ZM186 75V74H185ZM199 75H201V74H198V76ZM204 75V74H203ZM87 77V82H88V85L85 87V88H83V89H81L80 90V88H78L76 91V93L74 94H72V97L69 99L68 97H67V99H65L66 97H64V96H66V94L68 93V89L70 88L69 86H74L73 85V82L75 83V81L77 80V79H79V78H81V80H83V79H85L86 80V77L85 78H83V77ZM164 76H166V75H164ZM205 76V75H204ZM209 76V75H208ZM218 73L217 72H215L213 75H211L205 82L206 83H208V84H210L209 85V87H211V84L213 85V82H215V80L218 78ZM23 78V79H22ZM162 78V79H161ZM172 78V77H171ZM137 78H135V79H133V80H136ZM167 79V78H166ZM174 79H173V82H174ZM180 79L179 80H177V81H180ZM204 79H206V78H204ZM219 79V78H218ZM264 79V78H263ZM22 80V81H21ZM129 80H131V83H130V85L132 86V84H133V87H127L129 84H127L128 82H130ZM138 80H140V78L138 79ZM181 80V81H182ZM221 80V79H220ZM4 81H5V79L2 81L3 83H4ZM77 81H79V80H77ZM114 81V82H113ZM153 81V80H152ZM177 81H175L174 82V84L177 82ZM203 81V82H204ZM94 82L96 83V85H93L94 84ZM116 82V84L114 85L113 83H115ZM155 82V81H154ZM201 83L202 85L204 84V83ZM223 82H225L224 80H223ZM58 83H62L61 85V87H58L59 85H56V84H58ZM71 83H72V85H71ZM134 83H138L137 81H135ZM168 83H170V82H168ZM167 83V84H168ZM24 84V85H23ZM83 84V83H82ZM161 84V85H160ZM166 84V85H167ZM174 85L173 83H170V85ZM136 85V87L137 88H135L134 86ZM171 85V86H172ZM177 85V84H176ZM179 85V84H178ZM193 85V84H192ZM225 85H226V83H225ZM57 86V87H56ZM165 86V85H164ZM171 86H169V84L167 85V86H165V89L163 90V91H165V93H167V92H169V93H171V91L169 90V89H172L171 88ZM175 86V85H174ZM204 86V85H203ZM207 86L208 85H205V87L204 88H207ZM173 87V86H172ZM175 87H177L178 88V86H175ZM199 87V86H198ZM213 87V86H212ZM5 88V87H4ZM11 88H12V86H11ZM72 88H74V87H72ZM71 88V89H72ZM146 88V87H145ZM177 88H176V90H177ZM200 88H201V85H200ZM214 88H216V87H214ZM2 89V88H1ZM14 89V90H15ZM40 89V90H41ZM70 89V90H71ZM148 89H149V87H148ZM151 89V88H150ZM149 89V90H150ZM154 89V88H153ZM160 89V90H159ZM173 89H175V88H173ZM197 89V88H196ZM13 90V91H14ZM73 90V89H72ZM148 90V91H149ZM176 90H173L174 92L176 91ZM185 90H187V88L185 89ZM200 90V89H199ZM198 90V91H199ZM202 90V89H201ZM200 90V91H201ZM214 90V89H213ZM4 91V90H3ZM5 91L7 92V90H6V88H5ZM1 92V93H4V95H6V94H8V93H6V92ZM15 91V92H16ZM75 91V90H74ZM73 91V92H74ZM147 91V92H148ZM152 91V90H151ZM172 91V92H173ZM218 91V90H217ZM254 91V90H253ZM15 92H13V95H14V93ZM67 92V93H66ZM70 92V91H69ZM89 93V92H91V94L89 93L88 95H90V96H88V97H86L85 99H84V101L82 102L81 101V99H83L82 98V96L85 94V93ZM134 92V91H133ZM146 92V91H145ZM157 92L155 93V96H154V99L153 98H151L153 101H151V106L149 107L150 109H153V110H155L156 108H157V111H160V109L165 105H167L168 104V102H167V104H164L163 103V106L161 105L162 104V102H164V97L166 98V97H168V94L167 95H165L164 93V97H163V95L162 94H160V93H162V91L161 92H158V94H157ZM188 92V91H187ZM213 92V91H212ZM144 93V92H143ZM149 93H150V91H149ZM179 93H180V90H179ZM191 93V92H190ZM190 93L188 94V95H190ZM197 93V92H196ZM199 93V92H198ZM220 93V92H219ZM262 93V92H261ZM138 93H136V95H137ZM147 94V93H146ZM150 94H152V93H150ZM172 94V93H171ZM170 94V96H172ZM175 94V93H174ZM187 94V93H186ZM214 94V93H213ZM1 95V94H0ZM135 95V96H136ZM142 95V94H141ZM145 95V94H144ZM158 95H161L163 98V101L161 102V98L159 99V97L160 96H158ZM185 95V94H184ZM187 95V96H188ZM191 95L192 96H196V94L194 93V95L191 93ZM202 95V94H201ZM224 95V94H223ZM233 95V96H234ZM2 96V95H1ZM8 96H9V94H8ZM31 96V95H30ZM146 96H148V94L146 95ZM170 96H169V98H170ZM192 96H191V99H192ZM204 96V95H203ZM202 96V97H203ZM213 96H215V95H213ZM219 96H221V95H219ZM225 96V95H224ZM228 96V95H227ZM230 96H232V95H230ZM259 96H260V93H259ZM3 97V96H2ZM2 97H0L1 99H2ZM6 97V96H5ZM4 97V98H5ZM16 97V98H17ZM70 97V96H69ZM145 97V96H144ZM144 97H142V98H144ZM149 97V96H148ZM148 97H146V99L148 98ZM152 97V96H151ZM189 97L190 96H188V98L186 99V97H185V99H184V101H186V100H188L189 99ZM193 97V99L194 100H192L191 101V99H189L190 100V102H192V103H194L193 101H195V100H197V99H195V98H197V97H195L194 98ZM218 97V96H217ZM226 97V96H225ZM229 97V96H228ZM249 97V96H248ZM11 98V97H10ZM13 98V97H12ZM11 98V99H12ZM22 98V99H23ZM27 98V97H26ZM28 98H30V97H28ZM179 98H180V96H179ZM183 98H184V96H183ZM201 98V97H200ZM200 98H198V99H200ZM213 98V97H212ZM215 98H216V96H215ZM233 98V97H232ZM261 98V97H260ZM21 99V100H22ZM135 99V100H134ZM145 99V98H144ZM143 99V100H144ZM171 99V98H170ZM169 99V100H170ZM181 99V98H180ZM204 99V98H203ZM10 100V99H9ZM24 101H25V99H23ZM28 100V99H27ZM66 100V101H65ZM150 100V99H149ZM166 100V99H165ZM188 100V101H189ZM221 100H220V98H219V101L221 102ZM8 101V100H7ZM14 101H16L15 100V98H14ZM133 101H135L134 103H133ZM138 101V100H137ZM147 101V100H146ZM171 101V100H170ZM180 101V100H179ZM197 101H199V100H197ZM205 101V100H204ZM203 101V102H204ZM211 101V100H210ZM212 101H213V99H212ZM17 102V101H16ZM15 102V103H16ZM20 102V101H19ZM79 102L81 103V105L79 104ZM161 102V103H160ZM166 102V101H165ZM188 103V102H184V104H183V99H182V104H183V106H188L189 104L191 105V106H193L192 105V103ZM209 102V101H208ZM0 103H1V105H3V108L4 107H6V104H8V103H6L5 104V106H4V104H2V103H5L4 101L2 102V100H0ZM11 103H14V102H11ZM39 103V104H40ZM139 103V102H138ZM147 103V102H146ZM175 103V102H174ZM173 103V104H174ZM200 103H201V99H200ZM206 102H204V104H205ZM75 104L76 105H80L79 107H81L80 109H82V111H78V107H77V109L76 108H74V109H76V111L74 110L73 112H71L70 111V109L71 110H73V107H75ZM133 104V105H132ZM141 104H142V102H141ZM172 104V105H173ZM198 104V103H197ZM208 104V103H207ZM134 105V106H135ZM159 105H161V107L159 106ZM169 105H171L170 103H169ZM171 105V106H172ZM180 105V104H179ZM9 106V105H8ZM49 106V107H48ZM89 106V107H90ZM133 106V107H134ZM137 107H139L138 105H136ZM142 106V105H141ZM164 106V108H166V109H168L167 108V106L165 107ZM178 107V108H180V109H184V111H185V109L186 108H188V107H190V106H186L185 108L184 107ZM207 106V105H206ZM221 106V105H220ZM2 107V106H1ZM25 107V106H24ZM23 107V108H24ZM26 107H27V105H26ZM25 107V108H26ZM83 107H85L84 109H83ZM104 107V109L105 108H107V111H108V113L110 112V114L108 115V117H110V118H108V119H106V115H105V117H104V115H103V117H104V119L102 118V117H100L99 116V119L100 118H102L101 119V121L98 119V116H97V111L98 110H102V109H100V108H103ZM159 107V108H158ZM169 107V106H168ZM172 107H174V106H172ZM172 107H170L171 108V110H173L172 109ZM28 108V107H27ZM51 108V109H52ZM88 108V107H87ZM155 108V109H154ZM163 108V110L162 111H164L165 109ZM175 108V107H174ZM178 108H176V109H178ZM191 108V107H190ZM190 108H188V111H189V109ZM2 108H0V110H1ZM11 109V108H10ZM43 109H41V112H42V110ZM79 109V110H80ZM135 109V108H134ZM133 109V110H134ZM141 109V108H140ZM143 109H145V108H143ZM143 109H141V110H139L140 112L141 111H143ZM159 109V110H158ZM176 109H174L175 111H176ZM179 109V110H180ZM22 110V109H21ZM50 110V109H49ZM48 110V111H49ZM128 110V109H127ZM136 110L138 111V108H136ZM194 110H196V109H194ZM239 110H240V108H239ZM7 112L6 111V108H5V111L4 110H1V112ZM22 111H24V110H22ZM39 111H40V109H39ZM47 111V110H46ZM156 111V110H155ZM175 111H174V113H175ZM191 111V110H190ZM201 111V110H200ZM230 111V110H229ZM19 112V111H18ZM28 112H29V110H28ZM51 112V111H50ZM49 112V113H50ZM87 112V111H86ZM85 112V114H87ZM100 114H98V115H101V113L103 112V110H102V112L101 111H98ZM105 112V111H104ZM117 112H119V115H117ZM128 112V111H127ZM131 112H132V110H131ZM139 112V113H140ZM165 112H166V110H165ZM165 112H164V114H165ZM182 112V111H181ZM186 112H187V110H186ZM195 112V111H194ZM193 112V113H194ZM203 112V111H202ZM7 113H9V111L7 112ZM17 113V112H16ZM15 113V114H16ZM26 114H27V112H25ZM37 113V112H36ZM107 113V112H106ZM126 113V112H125ZM133 113V112H132ZM138 113V115L140 116V114H144V113H146V112H144V113H140L139 114ZM150 113H151V110H150ZM153 113V112H152ZM156 113V112H155ZM158 113V112H157ZM156 113V115H159V113L157 114ZM167 113V112H166ZM184 114H185V112H183ZM183 113H182V115H183ZM196 113V112H195ZM194 113V114H195ZM199 113V112H198ZM198 113H196V116L194 115V117L195 118H197V117H199L200 115L198 114ZM205 113V112H204ZM4 114V113H3ZM19 114H21V111H20V113ZM129 114H130V112H129ZM147 114V113H146ZM172 114H173V112H172ZM179 112H177L176 111V115L179 117ZM187 114V113H186ZM188 114H191L192 115V113H188ZM187 114V116L190 118V116L191 115H188ZM197 114H198V116H197ZM253 114V113H252ZM0 115H2V113H0ZM5 115V114H4ZM3 115V116H4ZM11 115V114H10ZM10 115L8 116L9 118H10ZM24 115V113H22L21 114V118H22V120H23V117H25V116H23ZM29 115V114H28ZM31 115V114H30ZM37 115V114H36ZM39 115V114H38ZM37 115V116H38ZM78 115V114H77ZM111 115V116H110ZM122 115V114H121ZM137 114H136V112H135V115H134V117H137L138 116ZM148 115V114H147ZM154 115V114H153ZM161 115H162V113H161ZM175 114L173 115V119H174V122H173V124H175V126H176V123H177V125H178V120L176 119L177 118V116H176ZM181 115V113H180V116H182ZM264 115V114H263ZM262 115V116H263ZM3 116H2V118H3ZM15 116V115H14ZM20 116V115H19ZM79 116V115H78ZM130 116V118L133 120V118L131 117V115H129ZM138 116V117H139ZM144 116V115H143ZM155 116V115H154ZM167 116V115H166ZM209 116V115H208ZM254 115H252V117H253ZM5 117L6 118H8L7 117V115H5ZM4 117V118H5ZM33 117V116H32ZM46 117V118H47ZM72 119H73V117L72 116H70ZM74 117H77V116H74ZM80 117V116H79ZM120 117V116H119ZM137 117V118H138ZM141 117H142V115H141ZM147 117V116H146ZM162 117H163V115H162ZM161 116L160 117H158L157 116V120H158V118H160L159 120H163V118H162ZM185 117V116H184ZM187 117V118H188ZM12 118V117H11ZM14 118V120H17V118H18V121H19V123H20V117H17L16 119H15V117H13ZM20 118V119H19ZM40 118V117H39ZM38 118V119H39ZM82 118V117H81ZM112 118H114V117H112ZM116 118H118V117H116ZM116 118H114L115 120H116ZM123 118V117H122ZM129 118V119H130ZM137 118H136V120H135V118H134V122H133V124H130L131 122H130V120L129 119H127L128 120V123L130 124V125H132L131 127H132V130H131V132H133L131 135L133 136H136L135 135V133H139L138 132V127H140V125H138L139 123H138V121H140L139 120V118H138V120H137ZM145 118V117H144ZM144 118H143V122L144 123H146V120H144ZM150 118V117H149ZM148 118V119H149ZM151 118H152V116H151ZM162 118V119H161ZM168 118V117H167ZM171 118V117H170ZM180 119L182 118V117H179ZM178 118V119H179ZM186 118V117H185ZM186 118V119H187ZM195 118H193V119H191V120H193V122L194 121H196L195 120ZM67 119V120H68ZM71 119V120H72ZM119 119V118H118ZM180 119H179V122H180ZM200 119V117L198 118V120ZM210 119V118H209ZM250 119V118H249ZM252 119V118H251ZM9 120V119H8ZM12 120V119H11ZM24 120H26V119H24ZM24 120L22 121V123H24ZM31 119H29V122H31L30 121ZM115 120H113L114 122H115ZM122 120V119H121ZM125 120V119H124ZM156 120V119H155ZM158 120V122H159V124H160V121ZM166 120V119H165ZM182 120V119H181ZM185 120V119H184ZM197 120V121H198ZM208 120V119H207ZM214 120H212V122L214 121ZM51 121H52V119H51ZM51 121H50V123H51ZM66 121V120H65ZM99 121L101 122V124H99ZM187 121V124L186 125H188V124H191V123H189L190 121H189V119L188 120H186ZM189 121V122H188ZM206 121V120H205ZM220 121V120H219ZM29 122H27L26 121V123H24L25 125H23V127H21V128H19V130L20 129H24L25 127L24 126H26V124H27V127L28 126H33V124L32 125H28V123ZM36 122V121H35ZM35 122H32V123H35ZM78 122H80L79 124H78ZM112 122V121H111ZM119 122V121H118ZM123 122V121H122ZM121 122V123H122ZM152 122H153V120H152ZM157 122V123H158ZM163 121H161V125L163 124L162 123ZM170 122V121H169ZM182 122H183V120H182ZM199 122V121H198ZM211 122V123H212ZM44 123V122H43ZM113 123V122H112ZM111 123V124H112ZM116 123V122H115ZM123 123H125V121L123 122ZM126 123H127V121H126ZM127 123V124H128ZM165 123V122H164ZM196 123V122H195ZM200 123V122H199ZM209 123V122H208ZM210 123V124H211ZM221 123V122H220ZM219 123V124H220ZM11 124H12V122H11ZM36 124V123H35ZM39 124V123H38ZM66 124V123H65ZM70 124V123H69ZM104 125L105 124H107V122L105 123H103ZM109 124V125H108ZM107 124V126L109 127L111 124H110V122ZM120 124V123H119ZM128 124V125H129ZM143 124V123H142ZM147 124H149V123H147ZM166 124V123H165ZM169 124V123H168ZM172 124V125H173ZM184 124V123H183ZM194 123H192L191 125H193ZM201 124V123H200ZM213 124H214V122H213ZM226 124V123H225ZM64 125V124H63ZM100 125V126H99ZM103 125V126H104ZM121 125V124H120ZM122 125H124L125 126V124H122ZM130 125H129V127H130ZM158 124H156V126H157ZM164 125V124H163ZM162 125V126H163ZM179 125H181V123L179 124ZM190 125V127H193V126H191ZM195 125H197V124H195ZM203 125V124H202ZM212 125V124H211ZM250 125V124H249ZM259 125H264V121L262 120V122H260V124ZM15 126V125H14ZM19 126V125H18ZM21 126V125H20ZM41 127H42V125H40ZM46 126H47V124H46ZM56 126V125H55ZM68 126V125H67ZM72 126L70 127V129L72 128ZM106 126V125H105ZM106 126V127H107ZM115 126V125H114ZM117 126V125H116ZM142 126H145V124L144 125H141V127ZM162 126H160V125H158V127L156 128L155 127V125H153V128H156V130L155 129H153V130H155V131H152L151 132V129L152 128H150V132L152 133V134H154V133H156L155 135V137H159L160 138V134H161V132H162V130L163 129H161L162 128ZM234 126H235V123H234ZM251 126H252V124H251ZM50 127V126H49ZM60 127H62L61 125H60ZM107 127V128H108ZM121 127V126H120ZM123 127V126H122ZM128 127V126H127ZM161 127V128H160ZM171 127V126H170ZM169 127V128H170ZM198 126H196V128H197ZM207 127V126H206ZM205 127V128H206ZM209 127V126H208ZM215 127V126H214ZM217 127V126H216ZM230 127V126H229ZM257 127V126H256ZM263 127V126H262ZM16 128V127H15ZM35 128V127H34ZM63 128V127H62ZM112 128H113V126H112ZM124 128H126V126L124 127ZM145 128V127H144ZM144 128H142L144 131H146V129H144ZM160 128V129H159ZM164 128V127H163ZM175 127L173 126V129H174ZM177 128V127H176ZM176 128H175V131H176ZM185 128V127H184ZM220 128V127H219ZM228 128V127H227ZM232 128V127H231ZM252 128V127H251ZM14 129V128H13ZM22 129V131H24ZM41 129V128H40ZM54 129V128H53ZM69 129V130H70ZM103 129H106V128H102V130ZM109 129H111V126L109 127ZM130 129V128H129ZM141 128H140V130H142ZM172 129V128H171ZM194 129V128H193ZM212 129V128H211ZM237 129V128H236ZM19 130H17L18 132H19ZM101 129H100V131H102ZM127 132L125 133V134H127L128 132H129V134H130V130L128 131V128H126L125 129ZM139 130V131H140ZM142 130V131H143ZM170 130V129H169ZM198 131L200 130L201 131V129H197ZM210 130V129H209ZM213 130H215L214 128L212 129V131H211V133H214V131ZM224 130H226V129H224ZM9 131V130H8ZM21 131V130H20ZM22 131H21V133H22ZM43 131V130H42ZM75 131V132H76ZM107 131L108 130H106V134H107ZM113 131V130H112ZM142 131L140 132V133H142ZM147 131H148V129H147ZM164 131H166V130H164ZM185 131H186V129L184 130V133H185ZM188 131H189V129H188ZM191 131V130H190ZM192 131H195V130H192ZM210 131H208L207 130V132L209 133ZM219 131V130H218ZM222 131V130H221ZM221 131H220V133H221ZM53 132V131H52ZM71 132V135H72V131H70ZM99 132V131H98ZM122 132H123V130H122ZM125 132V131H124ZM123 132V133H124ZM154 132V133H153ZM206 132V133H207ZM216 132L217 131H215V135H216ZM230 132H231V129H230ZM230 132H229V134H230ZM243 132V131H242ZM14 133H16V132H13L12 131V134H14ZM95 133H96V131H95ZM100 133L101 132H99L98 134L100 135ZM102 133H104L105 134V131L103 132L102 131ZM114 133V132H113ZM139 133V134H140ZM146 133V132H145ZM150 133V134H151ZM193 133V132H192ZM207 133V134H208ZM211 133H209V136L211 135ZM239 133V132H238ZM23 134V133H22ZM45 134V133H44ZM75 134V133H74ZM94 134V133H93ZM103 134V135H104ZM108 134H110V133H108ZM107 134V135H108ZM129 134H127V136L129 135ZM137 135V136H140V138L142 137V134L143 135H146V134H144V132L141 134V135ZM231 134H232V132H231ZM234 134H236V133H234ZM234 134H232V135H234ZM10 135V134H9ZM8 135V136H9ZM21 134H20V132H19V134H18V136H20ZM48 135V134H47ZM46 135V136H47ZM54 135V134H53ZM52 135V136H53ZM81 135V136H82ZM95 136L97 135V133L96 134H94ZM99 135H97V136H99ZM131 135H129V137L131 136ZM196 135H197V133H196ZM204 135V134H203ZM243 135V134H242ZM13 136V135H12ZM35 137H36V139H37V135H34ZM70 136V135H69ZM74 136V135H73ZM110 136V135H109ZM126 136V135H125ZM131 136V137H132ZM162 136V135H161ZM164 136V135H163ZM182 136V135H181ZM198 136V135H197ZM196 136V137H197ZM206 136V135H205ZM208 136V135H207ZM208 136V138H211V137H209ZM221 136V135H220ZM224 136V135H223ZM230 136V135H229ZM244 136V135H243ZM31 137V136H30ZM34 137V138H35ZM100 137H101V135H100ZM103 137H105V136H103ZM112 137V136H111ZM114 137V136H113ZM122 137V136H121ZM131 137H130V139H131ZM150 137V136H149ZM166 137V136H165ZM170 137V136H169ZM179 137V136H178ZM183 137V136H182ZM214 137V136H213ZM9 138V137H8ZM14 138H17V137H15V135H14ZM32 138V137H31ZM31 138H28L29 139V141H31V142H33V144H34V142H36V144H37V141H35L33 138V140L34 141H32V139ZM42 138V137H41ZM47 138V137H46ZM52 138V137H51ZM76 138V137H75ZM74 138V139H75ZM94 138V137H93ZM127 138V137H126ZM138 138V137H137ZM151 138V137H150ZM152 138H154L153 136H152ZM151 138V140L148 138V140H150L151 142L153 141V139ZM162 138V137H161ZM173 138V137H172ZM176 138V137H175ZM175 138H173V139H175ZM181 138V137H180ZM180 138H177V139H180ZM184 138H185V136H184ZM200 138V137H199ZM221 138V137H220ZM227 139H229L228 137H226ZM232 138V137H231ZM18 139V138H17ZM55 139V138H54ZM73 139V138H72ZM102 139V138H101ZM124 139H125V137H124ZM123 139V140H124ZM136 140V137H134L133 138V140ZM162 139H164V138H162ZM160 140V142H162L163 140ZM168 139V138H167ZM182 139V138H181ZM186 139V138H185ZM196 139H198V138H196ZM206 139H207V137H206ZM211 139H213V138H211ZM39 140V139H38ZM93 140V139H92ZM127 140V139H126ZM125 140V141H126ZM133 140H129V142L130 141H132L133 142ZM158 140V139H157ZM165 140V139H164ZM172 140V139H171ZM183 140V139H182ZM181 140V141H182ZM191 140V139H190ZM200 140V139H199ZM199 140H198V143H199ZM202 140V139H201ZM217 139H215V141H216ZM220 140V139H219ZM222 140V139H221ZM231 140H233V139H231ZM230 140V141H231ZM238 140H239V138H238ZM9 141V140H8ZM7 141V139H6V142H8ZM11 141H13V140H11ZM27 141V140H26ZM29 141L26 143V144H30L29 143ZM40 141V140H39ZM50 141V140H49ZM128 141V140H127ZM138 141V142H137ZM149 141V142H150ZM169 141V140H168ZM180 141V142H181ZM197 141V140H196ZM211 141V140H210ZM213 141H214V139H213ZM215 141L214 142H212L213 143V147H210V145H212V143L210 144V142H208L207 144L209 145H207V147H209V148H212L213 149V151L214 152H217L218 150H219V141L218 142H216L215 143ZM237 141V140H236ZM43 142H45V140L43 141ZM80 142H79V144H80ZM92 142L93 141H91L90 142V146L89 147H91V145H92ZM136 142L137 143H135L133 146L131 145V144H133V143H127V144H129V145H125V143H124V141L122 142V143H124V145H125V149L124 150H129L130 149V152H128V154H129V157H130V160H132L131 159V156H137L138 154H140L141 155V151L145 148L144 146H145V144H146V137L144 136V138H141V139H138V140H136ZM178 142L179 141H176L175 140V142H168V145H169V143H173L172 145L170 144V146H171V150L169 149V148H167V150L169 151L170 150V152L171 151H173L172 153H174V154H176V149H178L179 151H180V149H179V147L178 148H176V144H178ZM39 143V142H38ZM75 143H73V144H75ZM94 143V142H93ZM97 143V142H96ZM158 143V142H157ZM204 143V142H203ZM219 143V144H218ZM227 143H229L230 144V142L228 141ZM232 143V142H231ZM25 144V145H26ZM32 143L30 144V146H32L33 145ZM40 144H41V141H40ZM51 144H52V142H51ZM148 144V143H147ZM150 144V143H149ZM159 144V143H158ZM157 144V145H158ZM163 144V143H162ZM190 144V143H189ZM191 144H192V142H191ZM190 144V145H191ZM194 144H196V143H194L193 142V146H194ZM234 144H236V142L234 143ZM253 144V143H252ZM1 145V144H0ZM6 146L8 145V143L7 144H5ZM24 145V146H25ZM47 145H48V143H47ZM46 145V146H47ZM77 145V144H76ZM102 145V144H101ZM124 145H122V147L124 146ZM130 145H131V148H126V147H130ZM154 145H155V142H154ZM181 145V144H180ZM179 145V146H180ZM184 145V144H183ZM190 145H188V147L190 146ZM201 145V144H200ZM2 146V145H1ZM23 146V145H22ZM29 145H28V148L30 147ZM34 146V145H33ZM79 146V145H78ZM93 146V145H92ZM95 146H96V144H95ZM98 146V145H97ZM193 146L191 145V147L193 148ZM238 146V145H237ZM41 147V146H40ZM39 147V148H40ZM45 147V146H44ZM77 147V146H76ZM83 147H85V146H83ZM88 149H89V152H91L90 151V149L91 148H89L88 147V145L86 146ZM94 147V146H93ZM105 147H106V145H105ZM118 147H120V146H118ZM117 147V148H118ZM122 147H120V148H122ZM147 147V146H146ZM154 147V146H153ZM160 147V146H159ZM158 147V148H159ZM185 148H183V149H186V151L185 152H183V150H182V152L181 153H183V154H180L179 153V151H177L179 154L175 157L176 159H173V160H175V163L174 164H176V165H178L177 166V169H176V167L174 168V167H170L171 168V170H173L172 171V173H170V175H168L167 176V174H165L164 172L166 171H164V170H162L163 171V174H165L167 177H169V180L167 179V177L165 176V178H163V180L164 179H167V181L168 182H166V180H164V181H162V178L160 177V176H162V175H157L158 173L159 174H161L162 173V171H160V172H158L157 174H156V177L157 178H154V177H152V178H154L155 180L153 181L152 180V182L151 183H155L156 184V187H158L159 188V186L160 185H165V184H161V183H166V185H167V183L169 184H171V181L176 177V175H177V172H178V167H179V170H181V174H182V181H181V183H180V188H181V190H179V191H182V192H184V193H182V194H184V196L186 195V197H188V202L185 200V202L184 203H182V201H181V203L182 204H184V206H185V204H186V202H187V204H186V213H188V216H187V219H186V217H185V219H186V221L185 220H183L184 221V223L182 224L181 223V227L179 226L178 228H182V229H184L185 231H186V227L187 226H190V225H188V223L190 222H192L193 220H191L192 218H193V215H195V214H198V213H202V212H204V211H209L211 208H213L212 206H213V204L216 202V200H219L220 199V197L222 196V193L223 192H228V189H230L231 187L228 185V186H226V189L225 190H223L224 189V184H223V189H222V187L221 186H219V187H221V189L220 188H218L217 190H215V193H213V192H211V193H213V195H210V194H208L209 196H212L211 198H207L206 197V199H205V197L204 196H202V195H199V193H200V190L202 189V183H203V178H202V176H203V174L205 173V166H204V159H206L205 157L209 154V152L206 150H202V151H199V147H197V146H194V147H197V150L198 151H196L197 153H201L200 155H199V162H196L198 165V168H196L195 167V169H196V171H194V173L192 174V173H190V174H192V175H189L188 176V173H189V171L191 172L192 171V169H191V163H192V161L191 160H193V159H191V158H194L195 159V156L193 155L192 157H191V155L192 154H190L189 152H187V148H186V146H184ZM191 147H189V148H191ZM202 147V146H201ZM200 147V148H201ZM205 146H203L201 149H203ZM207 147H206V149H207ZM232 147V146H231ZM239 147V146H238ZM23 148V147H22ZM26 148V149H25ZM28 148L25 146L24 147V149L27 151L28 150ZM35 148V147H34ZM38 148V149H39ZM71 148H73V147H71ZM75 148V147H74ZM73 148V149H74ZM156 148V147H155ZM157 148V149H158ZM188 148V149H189ZM192 148H191V150H192ZM208 148V149H209ZM5 149H7V148H5ZM19 150H18V153H20L19 151H21L20 149H21V147H19L18 148ZM30 149V148H29ZM36 149V148H35ZM69 149H70V147H69ZM68 149V150H69ZM82 149V148H81ZM84 149V148H83ZM87 149V150H88ZM94 149H95V147H94ZM98 149V148H97ZM119 149V148H118ZM123 149H121V150H123ZM156 149V150H157ZM200 149V150H201ZM212 149H211V151H212ZM222 149H224V148H222ZM229 149V148H228ZM24 150V153L26 154V151ZM31 150V149H30ZM30 150H29V152H27V154H29L30 153ZM72 150V149H71ZM87 150H85L87 153H88V151ZM99 150V149H98ZM101 150V149H100ZM105 150V149H104ZM159 150V149H158ZM190 150V149H189ZM194 150H196V148L195 149H193V151ZM226 150H227V148H226ZM231 149H229V151H230ZM39 151V150H38ZM84 151V152H85ZM111 151H112V149H111ZM114 151V150H113ZM117 151V150H116ZM168 151H166V154H167V152ZM212 151V153H214ZM221 151V150H220ZM237 151V150H236ZM4 152V151H3ZM14 152V151H13ZM12 152V155H13V157H10L9 155L10 154H7L8 155V157L10 158V159H8V161L9 160H11V158H13L12 160H15V154ZM15 152H16V150H15ZM58 152V151H57ZM61 153H62V150L60 151ZM76 152V151H75ZM95 152H97V151H95ZM127 152H125L124 151V153H125V155L127 156ZM150 152V151H149ZM168 153L169 155L171 154V153ZM195 152V151H194ZM225 152V151H224ZM17 153V154H18ZM24 153H20V156H21V154H24ZM34 153H36V151L34 152ZM43 153V156H44V153L45 152H42ZM65 151H64V154L63 155H65ZM72 153V152H71ZM74 153V152H73ZM83 153V152H82ZM86 153V154H87ZM92 153V152H91ZM98 153H99V151H98ZM102 153V152H101ZM111 154V152H109L108 151V154ZM118 153V152H117ZM142 153H144L145 154V152H142ZM191 153H192V151H191ZM197 153H195V155H197ZM235 153V152H234ZM233 153V154H234ZM247 153V152H246ZM255 153V152H254ZM25 154H24V156H25ZM32 154H33V151H32ZM39 154V153H38ZM40 154H41V152H40ZM38 155L39 157H41V155ZM57 154V153H56ZM61 154V155H62ZM85 154V155H86ZM96 154V153H95ZM105 154V153H104ZM104 154H103V156H104ZM109 154V158H111L112 156H113V154H112V156ZM123 154V153H122ZM160 154V153H159ZM163 154V153H162ZM174 154L172 155V156H174ZM194 154V153H193ZM215 154V153H214ZM214 154H211V152H210V155H214ZM218 154H219V152H218ZM227 154V153H226ZM229 154H230V152H229ZM251 154H253L252 152L250 153V155ZM262 154V153H261ZM3 155V154H2ZM1 155V156H2ZM5 155V154H4ZM3 155V156H4ZM49 155H52V156H55V154L53 155V154H49ZM48 155V156H49ZM59 155V154H58ZM57 155V156H58ZM77 155V154H76ZM81 155H83V157H84V154H81ZM98 155V154H97ZM121 155V154H120ZM131 155V156H130ZM140 155H138V157H142V156H140ZM149 155V154H148ZM210 155H208V156H210ZM217 154H215V156H216ZM224 155V154H223ZM255 155V154H254ZM16 156H18V155H16ZM20 156H18L17 158H16V160H15V162H13L12 160V166H14V167H17L18 169L17 170H19V165H20V163L22 164V165H24L25 166V164H23L22 163V159H24V158H22V156L20 157ZM29 156H31V155H28V158L26 157V159H27V161H28V159L30 158ZM32 156H36V155H32ZM45 156H47L46 154H45ZM47 156V157H48ZM52 157V158H58L57 160H59L60 158L59 157ZM60 156V155H59ZM68 156V155H67ZM78 156V155H77ZM80 156V155H79ZM99 156V155H98ZM107 156V153H106V155H105V157ZM123 156V155H122ZM121 156V157H122ZM146 156H147V154H146ZM145 156V158L146 159H150V160H148V161H150V165H151V162H152V160L155 158L156 160L158 159L156 156L154 157L152 154L150 155V158L148 157H146ZM171 156V155H170ZM171 156V157H172ZM229 156V155H228ZM240 156V155H239ZM248 155H246V157H247ZM257 156V155H256ZM8 157H6V158H8ZM46 157V158H47ZM61 158H62V156H60ZM65 157V156H64ZM63 157V158H64ZM100 157V156H99ZM120 157V159H122ZM128 157V156H127ZM126 157V158H127ZM138 157H134V158H136L137 159V162L139 161V160H143V157H142V159L140 158H138ZM154 157V158H153ZM168 157V156H167ZM197 157H198V155H197ZM212 157V156H211ZM221 157V156H220ZM219 157V158H220ZM222 157H224V156H222ZM222 157H221V160H222ZM227 157V156H226ZM251 157H252V155H251ZM250 157V158H251ZM22 158V159H21ZM35 158V157H34ZM46 158L44 157L43 159L44 160H46ZM49 158V157H48ZM48 158H47V162L48 161H50V159L48 160ZM52 158H51V160H52ZM82 158V157H81ZM93 158V156L91 157V159ZM107 158V157H106ZM106 158H102V159H106ZM112 158H114V157H112ZM111 158V159H112ZM124 158H125V156H124ZM144 158V159H145ZM170 158V157H169ZM168 158V159H169ZM172 158H174V157H172ZM172 158H170V159H172ZM216 158V157H215ZM228 158V157H227ZM235 158V157H234ZM234 158H228L226 161L224 160V162L222 163V164H224V166L226 167L227 166V168H230V169H235L236 167H237V165H236V161H235V159ZM240 158V157H239ZM244 158V157H243ZM1 159H3V157H1ZM1 159H0V162H1ZM26 159H24V160H26ZM36 159V158H35ZM35 159H32V157H31V159H29V160H35ZM39 159L40 158H37L36 160L37 161H39ZM55 159V160H56ZM94 159H96V158H94ZM110 159V160H111ZM119 159V160H120ZM136 159L134 160L133 159V161H134V163H135V161H136ZM139 159V160H138ZM154 159V160H155ZM165 159V158H164ZM163 159V160H164ZM167 159V160H168ZM198 159V158H197ZM226 159V158H225ZM249 159V158H248ZM23 160V161H24ZM35 160V161H36ZM40 160H42V159H40ZM43 160V161H44ZM54 160V161H55ZM81 160V159H80ZM108 160V159H107ZM123 160V159H122ZM125 160H127V159H125ZM125 160H124V162H125ZM128 160H129V158H128ZM127 160V161H128ZM130 160H129V163H131L130 162ZM153 160V161H154ZM159 160V159H158ZM162 160V159H161ZM160 160V161H161ZM172 160V161H173ZM213 160H215L214 158H213ZM218 160V162H219V160L220 159H217ZM239 160V159H238ZM243 160V159H242ZM247 160V159H246ZM257 160V159H256ZM255 160V161H256ZM4 161H5V163L7 164V163H9V162H7V160L6 159H4ZM53 161V160H52ZM63 161V160H62ZM78 161H79V159H78ZM84 161V159L82 160V162ZM92 161V160H91ZM95 161V160H94ZM126 161V162H127ZM144 161V160H143ZM146 161V160H145ZM194 162H195V160H193ZM196 161H198V160H196ZM216 161V160H215ZM26 161H24V163H25ZM44 162H46V161H44ZM55 162H57V161H55ZM59 162H61V160H59ZM64 162V161H63ZM69 162V161H68ZM81 162V163H82ZM104 162V161H103ZM122 162V161H121ZM121 162L119 161V163L121 164ZM123 162V163H124ZM125 162V163H126ZM137 162H136V164H137ZM140 162V161H139ZM159 162V161H158ZM157 162V163H158ZM174 162V161H173ZM193 162V164H195ZM217 161H216V163H218ZM236 162V163H235ZM245 163H246V161H244ZM14 163V164H13ZM29 163H30V161H29ZM33 163V162H32ZM36 163V162H35ZM40 164H41V161L39 162ZM64 163H66V162H64ZM62 164V162L60 163V165H65V164ZM79 163V162H78ZM128 163V162H127ZM140 163H143V162H140ZM156 162H154V164H155ZM167 163V162H166ZM172 163V162H171ZM171 163H170V165H171ZM213 163H214V165H215V162L213 161ZM221 163V162H220ZM3 164V163H2ZM31 164V163H30ZM34 164V163H33ZM36 164H38V163H36ZM40 164L38 165V166H40ZM47 163H45V165H46ZM53 164V163H52ZM68 164V163H67ZM87 164V163H86ZM91 164H93V163H91ZM105 164V163H104ZM132 164V163H131ZM163 164V163H162ZM167 164H169V163H167ZM221 164V166H223ZM264 164V163H263ZM4 165V164H3ZM29 165V164H28ZM70 165V164H69ZM81 165V164H80ZM106 165V164H105ZM109 165V164H108ZM111 165V164H110ZM113 165V164H112ZM111 165V166H112ZM130 165V164H129ZM137 165H139V166H141L139 163L137 164ZM144 165V164H143ZM159 165V164H158ZM165 165V163L163 164V166ZM176 165H173V166H176ZM218 165H219V163H218ZM234 165H236V167H234ZM239 165H241V162H240V164ZM239 165H238V167H239ZM12 166H10V167H8V166H6L7 168H5V165L4 166H0L1 168L3 167V169H4V171H3V169H1L2 171H0V173L2 172H5L6 170V175H9L7 172H8V170H10L11 168H12ZM37 166V165H36ZM36 166H32L33 168L35 167L36 168ZM41 166H43L42 164H41ZM62 166H60V167H62ZM67 166V165H66ZM87 166V165H86ZM120 166V165H119ZM118 166V167H119ZM122 166H123V164H122ZM122 166H120V169H119V174H120V170H121V167ZM125 166H127V164H125L124 165V167ZM136 165L134 164V167H135ZM139 166H137V168L139 167ZM147 166V165H146ZM154 166V165H153ZM196 166V165H195ZM243 166V165H242ZM31 168V165H29L28 167H27V170H30V169H28V168ZM77 167V166H76ZM80 167H82V166H80ZM105 167V166H104ZM110 167V166H109ZM132 167V166H131ZM131 167L129 166H127V167H125V168H127V170H123V169H125V168H122V172H124L125 171V174L127 175L128 173L130 174V171H131ZM133 167V168H134ZM149 167V166H148ZM147 167V168H148ZM167 166H165V168H166ZM218 167L219 166H217V165H215V167H214V169H216L217 171H218ZM234 167V168H233ZM8 168H10V169H8ZM21 168V167H20ZM39 170L42 168L43 169V167H41V168H39V167H37ZM32 169L31 168V170H33V171H37L38 169ZM63 168H65V166H63ZM70 168V167H69ZM86 168V167H85ZM89 168V167H88ZM88 168H87V170H88ZM112 168H114V166L112 167ZM132 168V169H133ZM141 168V167H140ZM143 168L144 167H142V170L141 171H139V169L137 170V172L139 171V172H143V174H144V170H145V168H144V170H143ZM153 168V167H152ZM173 168V169H172ZM194 168V167H193ZM220 168V167H219ZM224 168V167H223ZM239 168H241V167H239ZM13 169V171H14V168H12ZM11 169V170H12ZM56 169V168H55ZM61 171L63 170L62 168H59ZM59 169H57V171L59 170ZM65 169H68V167H66ZM64 169V170H65ZM76 169V168H75ZM77 169H79V167L77 168ZM92 169V168H91ZM191 169V170H190ZM16 170V169H15ZM26 170V169H25ZM24 170V172H26ZM63 170V175H64V172L66 171H64ZM104 169L102 168V171H103ZM109 170V169H108ZM135 170V169H134ZM134 170H132V172L134 171ZM158 170V169H157ZM170 170V169H169ZM239 170V169H238ZM57 171H55L54 173H56ZM71 171V170H70ZM155 171V170H154ZM168 171V170H167ZM23 172V173H24ZM29 172H31V171H29ZM73 172V171H72ZM89 172V171H88ZM87 172V173H88ZM106 172V171H105ZM108 172V171H107ZM131 172V173H132ZM146 172H147V170H146ZM149 172V171H148ZM150 172H151V170H150ZM223 172H224V170H223ZM19 173V172H18ZM27 173V172H26ZM33 173V174H32ZM31 174L32 175H30V173H29V176H33L34 175V172H32ZM54 173H52V175L51 176H49V177H47V179H46V181H48V178L50 179V177H52V176H54L53 174ZM62 173V172H61ZM60 172H58V173H56L57 175H55V176H57L58 177V175L59 174H61ZM74 173V172H73ZM72 173V174H73ZM135 172H133L132 174H134ZM169 173V172H168ZM180 173V172H179ZM222 173V172H221ZM36 174V173H35ZM45 174V175H44ZM44 174L42 175V180L44 181V177H46V175L47 174H49V173H45L44 172ZM99 174V173H98ZM97 174V175H98ZM100 174H101V172H100ZM99 174V175H100ZM109 174V173H108ZM128 174V175H129ZM137 173H135L134 175H136ZM223 174V173H222ZM224 174H225V172H224ZM11 175V174H10ZM62 175V174H61ZM60 175V176H61ZM80 175H82V173L80 174ZM127 175V176H128ZM146 175V174H145ZM149 176H150V174H148ZM5 176V175H4ZM12 176V175H11ZM10 176V177H11ZM25 176H27V174L25 175ZM44 176V177H43ZM59 176V177H60ZM77 176V175H76ZM101 176V175H100ZM99 176V177H100ZM103 176V175H102ZM101 176V177H102ZM105 176V175H104ZM119 176H125V175H123V173L122 174H120ZM119 176H117V177H119ZM126 176V178H128ZM130 176H132V175H130ZM130 176H129V178L128 179H130ZM138 176H143L142 174L141 175H139L138 174ZM137 176V177H138ZM178 176H180L179 174H178ZM177 176V177H178ZM186 176V177H185ZM189 177V179H187L188 177ZM7 177V176H6ZM16 177V176H15ZM19 177V176H18ZM28 177V176H27ZM58 177V178H59ZM62 177V176H61ZM73 177V176H72ZM71 177V178H72ZM82 176H80V178H81ZM91 177V176H90ZM162 177H164V175L162 176ZM214 177V176H213ZM228 177V176H227ZM259 181H258V183H257V185L254 187V189L252 190V191H250V192H247L246 194H252L254 191H255V193L258 195V198L260 199V201H259V203L258 204H256V205H252V204H250L249 206H247L246 208H245V212L249 215V220H248V222L246 223V224H244V226L242 227L243 229L242 230H244L243 232L241 231V234H238V235H233V236H231V237H229L228 239H226L223 243L221 242L220 243V246H221V253H220V255L221 256H223V261L221 262L222 264H255V263H258V264H260V262H261V259H262V262L264 261L263 259H264V199L262 198L263 196L261 195V194H264V172L263 173H261L260 175H259ZM12 178V177H11ZM11 178H9V180L11 179ZM17 178V177H16ZM22 178V177H21ZM20 177H19V180L21 179ZM44 178V179H43ZM75 178V177H74ZM97 178V177H96ZM124 178V177H123ZM123 178H121V180H120V178H119V180L120 181H122L123 182V180L125 179H123ZM134 177L132 176L131 177V179H133ZM136 178V177H135ZM138 178H140V177H138ZM143 178H144V176H143ZM217 178V177H216ZM0 179H2V177L0 178ZM3 179H4V177H3ZM13 179V178H12ZM11 179V180H12ZM15 179V178H14ZM24 179V178H23ZM37 179V178H36ZM40 179V178H39ZM78 179V178H77ZM85 179V178H84ZM137 179V178H136ZM145 179V178H144ZM177 179V178H176ZM178 179H180V178H178ZM213 179V178H212ZM211 179V180H212ZM222 179V178H221ZM4 180H6V178L4 179ZM4 180H3V182H4ZM18 179L16 180V181H18V182H20ZM22 180V179H21ZM42 180L40 179V180H37V181H41V185H45V184H43V183H46L45 181L44 182H42ZM68 180V179H67ZM66 180V181H67ZM70 180H72V179H70ZM80 180V179H79ZM107 180V178H105V181ZM117 180V179H116ZM138 180V179H137ZM146 180V179H145ZM217 180H219V179H217ZM0 181H2V180H0ZM16 181L13 183V184H15L16 183ZM86 181V180H85ZM89 181V180H88ZM100 181V180H99ZM98 181V182H99ZM125 182H126V179L124 180ZM130 181V180H129ZM133 181H135L136 182V180H133ZM143 181V180H142ZM170 181V182H169ZM3 182H2V184H3ZM9 182V181H8ZM73 182H75V181H72V184H73ZM78 182V181H77ZM76 182V183H77ZM84 182V181H83ZM82 182V183H83ZM87 182V181H86ZM103 182V181H102ZM125 182H123V183H125ZM132 182V181H131ZM138 182V181H137ZM175 182H176V180H175ZM220 182V181H219ZM79 183H80V181H79ZM100 183V182H99ZM105 183V182H104ZM112 183V182H111ZM114 183H116V181L114 182ZM118 184H119V181L117 182ZM133 183V182H132ZM150 183V184H151ZM173 183V182H172ZM1 183H0V185H2ZM9 184H10V182H9ZM12 184V183H11ZM10 184V186H13V185H11ZM17 184V183H16ZM37 184H39L38 182H36L35 183V185H37ZM87 184V183H86ZM96 184H98L97 182H96ZM120 184H122V183H120ZM119 184V185H120ZM126 184V183H125ZM138 184V183H137ZM146 184V183H145ZM169 184V185H170ZM213 184H214V182H213ZM233 184V183H232ZM231 184V185H232ZM7 185V184H6ZM57 185V184H56ZM76 185V184H75ZM82 185V184H81ZM105 185H107V184H105ZM104 185V186H105ZM118 185V186H119ZM124 185V184H123ZM123 185H120V187L121 186H123ZM127 185V184H126ZM129 185V184H128ZM126 186L127 188L126 189H128V187L130 186V187H132V188H129V190H127L128 192H130V189H131V192L133 191V186H131V183H130V185L129 186ZM133 185V184H132ZM134 185H136L135 183H134ZM147 185H149V182H148V184ZM167 185L168 187H167V189H169L170 188V186L172 185ZM219 185V184H218ZM226 185V184H225ZM3 186H5V185H2V188H3ZM18 186V185H17ZM38 186V185H37ZM40 186V185H39ZM38 186V187H39ZM46 186V185H45ZM55 186V185H54ZM65 186H66V184H65ZM83 186V185H82ZM85 186V185H84ZM92 186V185H91ZM96 186V185H95ZM103 186V187H104ZM118 186H116V187H118ZM153 186V185H152ZM175 186V185H174ZM211 187V186H213V185H207L206 186V188L207 187ZM7 187V186H6ZM20 187V186H19ZM59 187V186H58ZM61 187V186H60ZM102 187V186H101ZM124 187H125V185L123 186V189H124ZM135 187V186H134ZM137 187V186H136ZM148 187L149 186H146V189H148ZM155 187V188H156ZM161 187V186H160ZM178 187V186H177ZM205 187V186H204ZM208 187V188H209ZM215 187H218V186H216L215 185ZM228 187V188H227ZM1 188V187H0ZM0 189L1 190V195L2 194H4L5 196H6V193H2V190H4V189ZM13 188H17L16 186L15 187H13ZM34 188L36 189V187L34 186ZM45 188V187H44ZM82 188H84V187H82ZM87 188V187H86ZM90 188V187H89ZM88 188V189H89ZM99 188V187H98ZM105 188V187H104ZM103 188V189H104ZM110 188V187H109ZM122 188V187H121ZM121 188H120V190H121ZM151 188V187H150ZM166 188V187H165ZM205 188V189H206ZM212 188V187H211ZM35 189H32V190H35ZM40 189H41V187H40ZM63 189V188H62ZM74 189V188H73ZM85 189V188H84ZM95 189H97V188H95ZM100 189L101 188H99V191H100ZM113 189V188H112ZM119 189V188H118ZM125 189V190H126ZM137 189V188H136ZM163 189V188H162ZM213 189V188H212ZM220 189V191L219 192H217L216 193V191H218ZM32 190L31 191H29L30 193L32 192ZM37 190V189H36ZM35 190V191H36ZM41 190H43V188L41 189ZM53 189H51V191H52ZM56 190V189H55ZM72 190V189H71ZM91 190V189H90ZM107 190V189H106ZM117 190V189H116ZM134 190H135V188H134ZM156 191L157 190H159V189H155ZM160 190H161V188H160ZM164 191L166 190V189H163ZM162 190V191H163ZM169 190H172V189H169ZM28 191V190H27ZM38 191H39V188H38ZM50 191V190H49ZM51 191H50V193H51ZM62 191H64V189L62 190ZM77 191H78V189H77ZM79 191H80V189H79ZM87 191V190H86ZM89 191V190H88ZM98 191V190H97ZM113 191V190H112ZM123 191L124 190H121V192L123 193ZM137 191V190H136ZM149 191V190H148ZM147 191V192H148ZM151 191V190H150ZM162 191H160V192H162ZM221 191H223V192H221ZM4 192V191H3ZM28 192V193H29ZM41 192V191H40ZM48 192V191H47ZM55 192V191H54ZM70 192V191H69ZM68 192V193H69ZM73 192V191H72ZM74 192H75V190H74ZM81 192H82V190H81ZM104 192V191H103ZM119 192V191H118ZM116 193V194H119V193ZM120 192V193H121ZM125 193H126V191H124ZM160 192H158L156 195H158V194H160ZM167 192V191H166ZM176 192H177V189H176ZM208 192H209V190H208ZM27 193V192H26ZM28 193H27V195H28ZM29 193V194H30ZM32 193H34V191L32 192ZM32 193H31V195H32ZM53 193V192H52ZM66 194H67V192H65ZM94 193V192H93ZM105 193V192H104ZM114 193V192H113ZM121 193V194H122ZM124 193V194H125ZM134 191L132 192V193H130V194H132V195H123V198L121 199L120 198V196L118 197L119 199H121V200H118V201H120L121 203H120V207H122V209H123V207L125 206L126 207V209H123V210H125V212H131V214H132V211L134 212V210H135V207H130V203H133V202H135L136 203V201L135 200H131L130 199V196H132L131 198H134L133 196H134ZM139 193V192H138ZM151 193V192H150ZM155 193V192H154ZM170 193H171V191H170ZM174 194H175V192H173ZM20 194H22V193H20ZM25 194V193H24ZM43 194V193H42ZM41 194V195H42ZM55 194H57V192L55 193ZM74 194V193H73ZM72 194V195H73ZM79 194V193H78ZM82 194V193H81ZM85 194V193H84ZM90 194V193H89ZM120 194V195H121ZM153 194V193H152ZM162 194V193H161ZM160 194V195H161ZM166 194V193H165ZM169 194V193H168ZM178 194H180L179 192H178ZM182 194H180L179 196H181ZM245 193H243V195H244ZM0 195V196H1ZM26 195V194H25ZM70 195V194H69ZM104 195V194H103ZM112 195V194H111ZM114 195V194H113ZM135 195H137V194H135ZM149 195V194H148ZM151 195V194H150ZM149 195V196H150ZM154 195V194H153ZM159 195V196H160ZM225 195V194H224ZM249 195H247V196H249ZM29 196V195H28ZM27 196V198L29 199V197ZM33 196V195H32ZM40 196V195H39ZM65 194H64V197H62L63 199L65 198ZM74 196V195H73ZM79 196V195H78ZM82 196V195H81ZM100 196V195H99ZM116 196V198H117V196L118 195H115ZM122 196V195H121ZM138 196V195H137ZM149 196H147V197H149ZM162 196L163 195H161L160 197L162 198ZM165 196V195H164ZM171 196H175V195H171ZM184 196H182V198L184 197ZM67 198H68V196H66ZM83 197V196H82ZM91 197V196H90ZM152 197V196H151ZM156 197V196H155ZM154 197V198H155ZM167 197V196H166ZM169 197V196H168ZM178 197V196H177ZM177 197H175V198H177ZM204 197V198H203ZM239 197V196H238ZM3 198H6V197H3ZM9 198H10V196H9ZM13 198V197H12ZM40 198V197H39ZM48 198V197H47ZM59 198V197H58ZM66 198V199H67ZM71 198V197H70ZM84 198V197H83ZM103 198V197H102ZM114 198V197H113ZM138 198V197H137ZM137 198H135V199H137ZM160 198V199H161ZM172 198V197H171ZM190 198V199H189ZM2 199V198H1ZM7 199H8V196H7ZM7 199H5V200H7ZM20 199H22L21 197H20ZM19 199V200H20ZM69 199V198H68ZM107 199V198H106ZM111 199V198H110ZM109 199V200H110ZM149 199V198H148ZM160 199H159V197H158V200H159V202L162 204V201H160ZM165 199V198H164ZM222 199H223V197H222ZM11 200V199H10ZM19 200H17V201H19ZM25 199H23V200H20L21 202L22 201H24ZM57 200V199H56ZM88 200H89V198H88ZM139 200V199H138ZM137 200V201H138ZM142 200V199H141ZM167 200H168V198H167ZM177 200V199H176ZM224 200V199H223ZM228 200V199H227ZM12 201V200H11ZM19 201V202H20ZM41 201H42V197H41ZM44 201V200H43ZM47 200H45V202H46ZM70 201H72V200H70ZM80 201V200H79ZM91 201V200H90ZM102 201V200H101ZM108 201V200H107ZM114 201V203H112V206H113V208L115 207L116 209H117V207H118V203H115V201L116 200H112V202ZM129 201H131V202H129ZM140 201V200H139ZM148 201H150L151 202V200L149 199ZM147 201V202H148ZM152 201H153V198H152ZM155 201V200H154ZM172 201H173V199H172ZM215 201V202H214ZM221 201V200H220ZM6 202V201H5ZM7 202H8V200H7ZM27 202V201H26ZM31 202V201H30ZM37 202V201H36ZM69 202V201H68ZM105 202L106 201H104L103 203L105 204ZM158 202V203H159ZM174 202H175V200H174ZM179 202V201H178ZM219 202V201H218ZM226 202V201H225ZM225 202H223V203H225ZM0 203H1V200H0ZM14 203V202H13ZM12 203V204H13ZM23 203V202H22ZM38 203V202H37ZM52 203V202H51ZM98 203V202H97ZM99 203H100V201H99ZM135 203H133V204H135ZM176 203H177V201H176ZM176 203H173L172 202V204H171V208H170V214H171V212H174L175 211V213H176V210L178 211V207L180 206H178ZM180 203V202H179ZM217 203V202H216ZM236 203V202H235ZM8 204V203H7ZM9 204H10V202H9ZM8 204V205H9ZM28 204V203H27ZM26 204V205H27ZM35 204V203H34ZM43 204V203H42ZM41 204V205H42ZM45 204V203H44ZM43 204V205H44ZM70 204V203H69ZM89 204H90V202H89ZM96 204V203H95ZM104 204H103V206H104ZM143 204V203H142ZM166 204V200H165V202H164V205ZM221 204V203H220ZM4 205H6V204H4ZM15 205H16V203H15ZM49 205H51V204H49ZM81 205V204H80ZM79 205V206H80ZM123 205V206H122ZM150 205V204H149ZM216 205V204H215ZM218 205V204H217ZM224 205H228V203H226V204H224ZM236 205V204H235ZM235 205H234V208H231L230 207V204L228 205V207H224L223 208V206H222V204H221V206L220 207H222V209L220 208V210H221V212L219 213V211H217L218 212V215L214 218H212L211 220H209L208 221V218H211V216L209 215V212L208 213H203V216L205 217V216H207V214H208V218L206 219V217L205 218H203L204 220L206 219V223L208 224V222H210L211 221V223H214L213 225H215V223L218 221H226L228 218H230L232 215H234L236 212H238V209H236L235 208ZM13 206V205H12ZM24 206H25V201H24ZM34 206V205H33ZM58 206V205H57ZM76 206V205H75ZM82 206V205H81ZM91 206V205H90ZM93 206H94V204H93ZM96 206V205H95ZM98 206H99V204H98ZM106 206H107V204H106ZM127 206H129V207H127ZM134 206V205H133ZM181 206H183V205H181ZM15 207V206H14ZM21 207H23L22 205L19 207V210L21 209ZM72 207V206H71ZM108 207H109V203H108ZM124 207V208H125ZM143 207V206H142ZM141 207V208H142ZM147 207V206H146ZM145 207V208H146ZM215 207V206H214ZM217 207V206H216ZM12 208V209H11ZM7 207V208H4V209H6V210H9V209H11L12 210V213H13V211H15V210H13V207ZM30 208V207H29ZM43 208V207H42ZM52 209H53V207H51ZM73 208V207H72ZM95 208V207H94ZM112 208V211L110 212L111 214H112V212H114L115 213V211H117L116 209L114 210ZM134 208V209H133ZM145 208H144V210H145ZM164 208H165V206H164ZM184 208V207H183ZM37 209H39V208H37ZM48 209V208H47ZM46 209V210H47ZM50 209V208H49ZM56 209V208H55ZM53 210L52 211V213H53V215H51V210L48 212V215H47V217H46V215L44 214V213H42L41 214V212H39V210H38V212L40 213V216L41 217H38V219H37V221H39L40 219L39 218H42V215L43 216H45V218H46V222H48V217H49V220H51L50 219V216L52 217V216H54V214H55V216H56V213H54V211L56 212V210ZM96 209V208H95ZM99 209V208H98ZM120 208L118 207V211L116 212V213H118V212H122V210L120 209ZM136 209H138V208H136ZM160 209V208H159ZM166 209V208H165ZM2 210H3V208H2ZM1 210V211H2ZM6 210H4V211H6ZM10 210V211H11ZM18 210V209H17ZM34 210V209H33ZM57 210H58V208H57ZM80 210H82V208L80 209ZM92 210H93V208H92ZM107 210H109V209H107ZM114 210V211H113ZM151 210V209H150ZM149 210V211H150ZM154 210H156V209H154ZM163 210V209H162ZM185 210H184V212H185ZM213 210V209H212ZM214 210H215V208H214ZM214 210H213V213H214ZM28 211V210H27ZM61 211V210H60ZM76 211V210H75ZM82 211H84V209L82 210ZM85 211H86V208H85ZM96 211H98L97 209H96ZM95 211V212H96ZM99 211H100V209H99ZM142 211V210H141ZM166 211V210H165ZM181 211H182V209H181ZM18 212V211H17ZM20 212V211H19ZM37 212V213H38ZM45 212V211H44ZM57 212H59V210L57 211ZM95 212H91L92 213V215L95 213ZM106 212H108V211H106ZM120 212V213H121ZM137 212V211H136ZM144 212V211H143ZM142 212V213H143ZM147 212H148V210H147ZM146 211L144 212V213H147ZM168 212V211H167ZM179 212V211H178ZM1 213V212H0ZM3 213V212H2ZM50 213V214H49ZM62 213V212H61ZM67 213V212H66ZM77 213V212H76ZM90 213V214H91ZM97 213V212H96ZM100 213V212H99ZM105 213V212H104ZM116 213H115V215H116ZM123 213V212H122ZM121 213V214H122ZM142 213H139V214H137V216L136 215H133V216H136L137 218L136 219H133V218H135V217H131L130 215H129V217L130 218H132V220H134L133 221V223H132V227H134V229L136 228V230H137V228L139 227V228H147V227H149V228H151V227H153L154 226V224H155V222L153 223V220L151 219L152 218V216L153 215H150L149 214V212L147 213V214H142ZM15 214V213H14ZM25 214V213H24ZM23 214V215H24ZM29 214V213H28ZM119 214V213H118ZM117 214V215H118ZM125 214V213H124ZM134 214V213H133ZM154 214V213H153ZM166 214H168V213H166ZM182 214V213H181ZM2 215V214H1ZM13 215V214H12ZM30 215V214H29ZM28 215V216H29ZM60 215V214H59ZM76 215V214H75ZM82 215V214H81ZM86 215H87V213H86ZM115 215H113L112 214V216H110V214H108V220L111 218V220H112V217H114ZM123 215V214H122ZM163 215H164V213H163ZM172 215H174V213L172 214ZM187 215V214H186ZM185 215V216H186ZM212 215H215V214H212ZM35 216V215H34ZM33 216V217H34ZM58 216V215H57ZM67 216V215H66ZM79 216V211H78V215H77V217ZM95 216H97V214L95 215ZM151 216V217H150ZM169 216V215H168ZM175 216H176V214H175ZM175 216H171V218H173V217H175ZM179 216V215H178ZM181 216V215H180ZM184 216V215H183ZM196 216V215H195ZM210 216V217H209ZM14 217V216H13ZM20 217V216H19ZM22 217V216H21ZM33 217H32V219H33ZM97 217H99V215L97 216ZM96 217V218H97ZM119 217H121V216H119ZM122 217H127L126 216V214H125V216H122ZM121 217V218H122ZM164 217V216H163ZM0 218H2V217H0ZM11 218V217H10ZM25 218V217H24ZM44 218V217H43ZM52 218H54V217H52ZM62 218V217H61ZM64 218V217H63ZM83 218V217H82ZM89 218H90V216H89ZM114 218H116V217H114ZM117 218H118V216H117ZM128 218V217H127ZM167 218V217H166ZM169 218V217H168ZM167 218V219H168ZM171 218H170V220H171ZM227 218V219H226ZM31 219V220H32ZM35 220H36V218H34ZM34 219H33V223L34 224H29V225H35L36 226V228H37V224H38V222H37V224H36V221H34ZM68 219V218H67ZM71 219H72V217H71ZM98 219V218H97ZM97 219H95V220H97ZM122 219H124V218H122ZM154 219V218H153ZM226 219V220H225ZM2 220V219H1ZM5 220V219H4ZM44 220V219H43ZM65 220V219H64ZM63 220V221H64ZM70 220V219H69ZM86 220V219H85ZM88 220V219H87ZM90 220H94L92 217H91V219ZM107 220V221H108ZM152 220V221H151ZM165 220V219H164ZM191 220V221H190ZM196 220V219H195ZM89 221V220H88ZM106 221V220H105ZM128 221V220H127ZM203 221V220H202ZM201 221V222H202ZM6 223H8V222H10V223H12L11 222V220H9V221H5ZM4 221H3V223L0 221V223H2V224H0L1 226L2 225H4V223H5ZM43 222V221H42ZM41 221H40V223H42ZM49 222H51V221H49ZM54 222V221H53ZM60 222V221H59ZM71 222V221H70ZM73 222V221H72ZM86 222V221H85ZM97 222V221H96ZM104 222V221H103ZM109 223H110V221H108ZM108 222H105V224L106 223H108ZM126 222V221H125ZM153 224H152V223ZM5 223V227L4 226H2V229H3V227L4 228H6V230L5 231H7V230H9V226L7 225ZM45 223V222H44ZM43 223V224H44ZM56 224H57V222H55ZM61 223V222H60ZM68 223V222H67ZM90 223V222H89ZM94 223H95V221H94ZM114 223V222H113ZM112 223V224H113ZM116 223V222H115ZM124 223V222H123ZM206 223H203V224H206ZM222 223V222H221ZM226 223V222H225ZM25 223H23V224H20V225H24ZM26 224H27V222H26ZM46 224V223H45ZM44 224V226H46V225H48V224H46L45 225ZM53 224V223H52ZM91 224V223H90ZM103 224V223H102ZM104 224V225H105ZM130 224H131V222H130ZM153 226H152V225ZM174 224V223H173ZM180 224V223H179ZM202 224V223H201ZM200 225V223H199V225L200 226H204V225ZM206 224V225H207ZM217 224V223H216ZM220 224V223H219ZM8 227H7V226ZM18 224H16V226H17ZM18 226V227H22V229H23V227L24 226ZM29 225H26L25 227L26 228H28V229H32V226H31V228H30V226ZM39 225V224H38ZM41 225V224H40ZM68 225V224H67ZM75 225V224H74ZM77 225V224H76ZM100 225V224H99ZM103 225V226H104ZM107 226H108V224H106ZM110 225H111V223H110ZM124 225V224H123ZM128 225H129V221H128ZM175 225V224H174ZM173 225V226H174ZM212 225V224H211ZM212 225V226H213ZM226 225V224H225ZM1 226H0V229H1ZM13 226V225H12ZM14 226H15V224H14ZM35 226H34V230H35ZM52 226H54V225H52ZM93 226V225H92ZM95 226H96V224H95ZM114 226V225H113ZM125 226H127V225H125ZM176 226V225H175ZM17 227V228H18ZM47 227V226H46ZM46 227H45V229H46ZM67 227V226H66ZM73 227V226H72ZM87 227V226H86ZM91 227V226H90ZM110 227V226H109ZM112 227V226H111ZM110 227V228H111ZM130 228V226L127 228V229H131L132 231H133V228ZM155 227V226H154ZM159 227V226H158ZM170 227V226H169ZM172 227V226H171ZM211 227V226H210ZM214 227V226H213ZM11 228V227H10ZM76 228V227H75ZM106 228V227H105ZM113 228V227H112ZM143 228V229H144ZM145 228V229H146ZM149 228L148 229H146V231L148 230L149 231ZM173 228V227H172ZM206 227L204 226V228L202 227V229H200V227H198L197 229H199V230H201V231H199L200 233H198V234H196L195 233V235H197V236H195V235H192L191 234V239H193L192 238V236L194 237H197L198 238V240H200V238L202 239V237L204 236V233H206V229H205ZM14 229H16V228H14ZM27 229V230H28ZM43 229H44V227H43ZM43 229H39V231L40 230H42L43 231ZM50 229V228H49ZM83 229L84 228H81V231H83ZM102 229V228H101ZM108 229V228H107ZM123 229V228H122ZM152 229L153 228H151L150 230L152 231ZM171 229V228H170ZM179 229V230H180ZM209 229V228H208ZM207 229V230H208ZM214 229V228H213ZM21 230V229H20ZM24 230V232H23V234L22 235H24V233L25 232H27V231H25V229H23ZM33 230V231H34ZM52 230V229H51ZM59 230H60V228H59ZM68 230V229H67ZM74 230H76V229H74ZM86 230V229H85ZM94 229H92V231H93ZM117 231H118V229H116ZM116 230H114V231H116ZM130 230V231H131ZM154 230V229H153ZM156 230V229H155ZM155 230L154 231H152L153 233L155 232ZM173 230V229H172ZM184 230H182V231H184ZM189 230V229H188ZM4 231V229L1 231L2 233V235H3V233H4V235L6 234L5 232H3ZM12 231V230H11ZM28 231H30V230H28ZM45 231V230H44ZM44 231H43V233H39L38 234V236L40 235V237H41V235H43V236H45L46 235V232H47V235H48V237L49 236H52V235H50L51 233H48V229H47V231H45V233H44ZM56 231V230H55ZM70 231V230H69ZM80 231V230H79ZM89 231V230H88ZM91 231V232H92ZM98 231H100V230H98ZM111 231V230H110ZM113 231V230H112ZM128 231V230H127ZM131 231V232H132ZM145 230H142V231H140V234L137 232L136 234H137V236L140 238V237H143V239H142V242H141V240L140 239H138V241L139 242H141V245H140V243L138 242V243H136L135 242V238H133L132 239V237H134L133 235L135 234V232L133 231V235H131L132 237L129 239L131 242H133V240H134V242H135V244H137V246L135 245V247L136 248H143V246L146 248V244H149L150 246H152V244H154V246H152V247H150V248H153L150 252L152 253H150V255H148L149 254V251L147 252V253H145V255H148L149 257L152 255H154V257H155V251H156V253H157V250L158 249H160V250H163L164 248H166V247H168V246H165L164 244H162L159 240H158V235L157 236H155V237H153V239L150 237V235H148L149 233H148V231L146 232ZM177 231V230H176ZM184 231V232H185ZM194 231V230H193ZM198 231V230H197ZM197 231H195V232H197ZM210 231V230H209ZM13 232H15V230L13 231ZM21 232H22V230H21ZM21 232L19 231V228H18V233H20V234H17V233H13V234H17V235H15V238L14 239H16V236H18V237H20L21 236ZM31 232H32V230H31ZM53 232V231H52ZM66 232H68V231H66ZM76 232V231H75ZM78 232V231H77ZM76 232V233H77ZM85 232V231H84ZM102 232V231H101ZM129 232V231H128ZM127 232V233H128ZM142 232H144V233H142ZM152 232H150V233H152ZM180 232V231H179ZM213 232V231H212ZM211 232V233H212ZM11 233V232H10ZM10 233H8L7 235H9ZM34 233V232H33ZM54 233H56V232H54ZM54 233H53V236H54V239H52L53 238V236H52V243H53V241L55 240V235H54ZM71 233H73V232H71ZM90 233V232H89ZM97 233H99V232H97ZM108 233V232H107ZM114 233H117V232H113L112 234L114 235ZM126 233V232H125ZM147 233V234H146ZM186 233L187 232H185V238H186ZM210 233V232H209ZM26 234V233H25ZM36 236H37V232L36 233H34ZM64 234H65V231H64ZM69 234V233H68ZM85 234H87V233H85ZM110 234V233H109ZM108 234V235H109ZM130 234V233H129ZM132 234V233H131ZM179 234H181V233H179ZM34 235V236H35ZM67 235V234H66ZM70 235V234H69ZM75 235V234H74ZM88 235H91V234H88ZM97 235V234H96ZM107 235V234H106ZM115 235H117V234H115ZM125 235V234H124ZM127 235V234H126ZM141 235V236H140ZM143 235V236H142ZM151 235H153V234H151ZM154 235H156L155 233H154ZM160 235V234H159ZM172 235V234H171ZM205 235H207V234H205ZM6 236V235H5ZM13 236V235H12ZM12 236H10V237H7V238H13ZM27 236V235H26ZM25 236V237H26ZM31 236V235H30ZM33 236V237H34ZM35 236V237H36ZM68 236V235H67ZM98 236V235H97ZM96 236V237H97ZM102 236V235H101ZM130 236V235H129ZM149 236L152 240H153V243L151 244V243H149L148 241L149 240H151V239H149V238H147V237ZM181 236H183L182 234H181ZM183 236V237H184ZM250 236V237H249ZM32 237V236H31ZM32 237V239H35L36 240V238H33ZM47 237V236H46ZM114 237V236H113ZM119 237V236H118ZM138 237H136V239L138 238ZM172 237V236H171ZM178 237V236H177ZM180 237V236H179ZM252 237V238H251ZM6 238V237H5ZM23 238H24V236H23ZM43 238V237H42ZM58 238V237H57ZM63 238V240H64V236L62 237ZM68 238V237H67ZM85 238V237H84ZM95 238V237H94ZM93 238V240H91L92 241V244H90V246L91 245H93L94 243H93V241L95 240ZM115 238V237H114ZM127 238V237H126ZM129 238V237H128ZM169 238V237H168ZM176 237H174L173 238V240H172V242H170L169 243V245H171V243L172 244H174L175 243V239ZM196 238V239H197ZM3 239H4V237H3ZM28 239V238H27ZM47 239V238H46ZM46 239H45V241H46ZM50 239V238H49ZM76 239V238H75ZM79 239V238H78ZM111 239V238H110ZM117 239V238H116ZM181 239V238H180ZM179 239V240H180ZM196 239H195V241H196ZM206 239V238H205ZM2 240V239H1ZM9 240V239H8ZM13 240V239H12ZM12 240H10L11 242H12ZM25 240V239H24ZM31 240V239H30ZM41 240V239H40ZM62 240V241H63ZM99 240V239H98ZM111 240H113V239H111ZM120 240V239H119ZM161 240V239H160ZM179 240H177V238H176V243H177V241L178 242H180ZM182 240V242L184 241L183 240V238L181 239ZM190 240V239H189ZM203 240V239H202ZM4 241H7L6 239L4 240ZM7 242V244H6V247H4L5 245H3V247L4 248H7V245H8V243H9V245H10V243L11 242ZM23 241V240H22ZM44 241V242H45ZM56 241V240H55ZM69 241V240H68ZM74 241H76V240H74ZM73 241V239H72V243L74 242ZM80 241V240H79ZM87 241V240H86ZM85 241V242H86ZM90 241V240H89ZM100 241V240H99ZM123 241H125V240H123ZM146 241V242H145ZM173 241H174V243H173ZM191 241V240H190ZM189 241V242H190ZM27 242V241H26ZM47 242V244H48V241H46ZM85 242H84V244H85ZM94 242H96V240L94 241ZM106 242V241H105ZM108 242V241H107ZM127 242V241H126ZM131 242H129V243H131ZM148 242V243H147ZM164 242V241H163ZM169 242V241H168ZM192 242V241H191ZM190 242V243H191ZM12 243H14V240H13V242ZM16 243V242H15ZM23 243H24V241H23ZM29 243V242H28ZM51 243V242H50ZM56 243V242H55ZM57 243H59V242H57ZM77 243V242H76ZM88 243V242H87ZM86 243V244H87ZM115 243V242H114ZM118 243V242H117ZM116 243V244H117ZM128 243V242H127ZM145 243V244H144ZM195 244L197 243V241L196 242H194ZM194 243H191V244H193L194 245ZM203 243V242H202ZM2 243L0 242V245H1ZM4 244V243H3ZM36 244V243H35ZM47 244H46V247H50V245L48 244V246H47ZM54 244V243H53ZM63 244V243H62ZM66 244V243H65ZM75 244V243H74ZM96 244H97V242H96ZM104 244V243H103ZM119 244V243H118ZM144 244V245H143ZM178 244H180V243H178ZM198 244H199V241H198ZM197 244V245H198ZM201 244V243H200ZM41 245V244H40ZM44 245V244H43ZM77 245V244H76ZM98 245V244H97ZM108 245V244H107ZM123 245V244H122ZM125 245V244H124ZM205 245V244H204ZM23 246V245H22ZM25 246V245H24ZM32 246V245H31ZM53 246V245H52ZM55 246V245H54ZM58 246V245H57ZM85 246V245H84ZM96 245H93V247L91 246V248H93L94 249V247H95ZM106 246V245H105ZM121 246V245H120ZM148 246V245H147ZM165 246V247H164ZM173 245H171V247H172ZM183 246V245H182ZM189 246V245H188ZM11 247H12V245H11ZM21 247V246H20ZM61 247V246H60ZM71 247V246H70ZM100 247V246H99ZM132 247V248H131ZM131 247H129L131 250L133 249V248H135V247H133L132 246V243H131ZM174 247V246H173ZM172 247V248H173ZM190 247V246H189ZM193 248L192 249H194V246H192ZM199 247L201 248V246L199 245ZM204 247L205 246H203V248H201V250L203 249V251H205L206 250V248H205V250H204ZM37 248V247H36ZM44 248H45V246H44ZM43 248V249H44ZM69 248V247H68ZM79 248H80V246H79ZM78 248V249H79ZM87 249H88V247H86ZM96 248H97V246H96ZM95 248V249H96ZM110 248V247H109ZM116 248V247H115ZM162 248V249H161ZM179 248H181V246L179 247ZM191 248V247H190ZM197 247L195 246V249L194 250H196V251H198V249H199V251L196 253V255L197 256H204V255H201V253L203 252H201L200 254H199V252H200V248H197ZM1 249H2V247H1ZM8 249H10V247L8 246V248L6 249V250H8ZM13 249H14V247H13ZM16 249V248H15ZM47 249V248H46ZM50 249V248H49ZM48 249V250H49ZM54 249V248H53ZM60 249V248H59ZM66 249V248H65ZM77 249V250H78ZM87 249H84L85 250V253H83V254H85V256H87L88 255V250ZM94 249V250H95ZM139 249H136L137 251H139ZM167 249H169V250H167L168 251V253H170L169 251H171L170 249L171 248H167ZM174 249V248H173ZM191 249V250H192ZM11 250V249H10ZM45 250V249H44ZM81 250V249H80ZM89 250H90V248H89ZM92 250V249H91ZM102 250V249H101ZM110 250V249H109ZM112 250V249H111ZM135 249H134V251H136ZM141 250V249H140ZM143 250V249H142ZM179 250V249H178ZM193 250V251H194ZM238 250V251H237ZM22 251H23V249H22ZM39 251L40 252H38L39 254L41 253L42 254V249H39ZM42 251V252H41ZM66 251V250H65ZM67 251H68V249H67ZM70 251V250H69ZM73 252H74V250H72ZM82 251H83V248H82ZM98 251V250H97ZM97 251H94V252H96V253H94V254H96V255H99V254H97ZM106 251V250H105ZM120 251V250H119ZM130 251V250H129ZM154 251V252H153ZM166 250H165V252L164 253H166L167 252ZM172 251H174V253H173V255L175 254V249L174 250H172ZM184 251V250H183ZM209 251V250H208ZM237 251V253H234V252H236ZM72 252V253H73ZM77 252H79V251H76L75 253H76V255H78V256H80V258H81V263L82 264H86V260H87V257H85L86 258V260L84 259V255L83 256H81V255H79V253H77ZM103 252V251H102ZM101 252V253H102ZM110 252V251H109ZM188 252V251H187ZM187 252L185 253V252H183V253H185V254H187ZM190 252V251H189ZM188 252V253H189ZM251 252V253H250ZM10 253V252H9ZM45 253V252H44ZM43 253V254H44ZM64 253V252H63ZM62 253V254H63ZM66 253V252H65ZM71 253V254H72ZM74 253V254H75ZM82 252H80V254H81ZM99 253V252H98ZM107 253V252H106ZM131 253V252H130ZM154 253V254H153ZM176 253H178L179 254V252H177L176 251ZM195 253V252H194ZM193 253V256L195 255ZM206 253V252H205ZM252 253H253V255H252ZM2 254V253H1ZM40 254V255H41ZM68 254V253H67ZM87 254V255H86ZM90 254V253H89ZM109 254V253H108ZM135 254V253H134ZM172 254V253H171ZM171 254H167V255H171ZM185 254H183V255H185ZM203 254V253H202ZM209 253H207V255H208ZM250 254V255H249ZM52 255V254H51ZM64 255V254H63ZM103 255V254H102ZM104 255H105V252H104ZM118 255V257H116V259H115V262L114 263H112V264H119V260L121 259L120 258V256H119V253L117 254ZM120 255H121V252H120ZM126 255V254H125ZM127 255H129V254H127ZM126 255V256H127ZM157 255V254H156ZM159 255V254H158ZM172 255V256H173ZM181 255H182V252H181ZM190 255V257L192 256L191 255V253L190 254H188V255H185V256H189ZM233 255V256H232ZM252 255V256H251ZM67 256H69V255H67ZM89 256V255H88ZM91 256H92V254H91ZM125 256V257H126ZM142 256V255H141ZM146 257V258H148V259H151V258H149V257ZM151 256V257H152ZM175 256V255H174ZM174 256H173V258H174ZM177 256H179V255H177ZM197 256H194V257H197ZM213 255L211 254V257H212ZM0 257H2V255L0 256ZM16 257V256H15ZM94 256H92V258H93ZM103 257H106V256H103ZM103 257L102 256H100L99 258H102L103 259ZM122 257H123V255H122ZM130 257V256H129ZM145 257H142V259H143V261L146 259ZM159 257V256H158ZM158 257H156L155 259H156V261H158L160 258H158ZM171 257V256H170ZM170 257H168V259H170ZM179 257H181V256H179ZM179 257H176L175 256V260H178L179 259ZM183 257V256H182ZM181 257V259L182 260H180L179 259V261H177V262H180L181 261V263H177V264H188L190 261H191V258H190V261H189V258H182ZM194 257H192V258H194ZM211 257H204V259H206L207 258V260H204L205 261V263L203 262V260L201 259V261H200V257L198 258V260H197V262L198 261H200L201 263L203 262V264H214L215 263V259L214 258H211ZM214 257V256H213ZM31 258V257H30ZM73 258H78V257H75V256H73ZM95 258V257H94ZM99 258H97V260L99 259ZM108 258H109V256H108ZM120 258V259H119ZM158 258V259H157ZM164 258V257H163ZM176 258H178V259H176ZM196 258V259H197ZM202 258V257H201ZM10 259H13V258H10ZM15 259V258H14ZM43 259V258H42ZM71 259V258H70ZM90 259V261H93V260H91V257L89 258ZM96 259V258H95ZM132 259V258H131ZM155 259H152L153 261L155 260ZM74 261H75V259H73ZM97 260H96V264H103V263H105V264H107L106 263V258H105V260H102L101 261V259H100V262H99V260H98V262H97ZM122 260V259H121ZM127 260V259H126ZM125 260V261H126ZM147 260V259H146ZM146 260H145V263L146 264H149V260H147V261H149V262H146ZM172 257H171V259L169 260V262L170 263H168V264H171V262L173 261V263L175 264V260H172ZM260 260V261H259ZM8 261V260H7ZM54 261V260H53ZM63 261H65V260H63ZM83 261V262H82ZM86 261V262H85ZM103 261H105V262H103ZM123 261V260H122ZM175 261V262H174ZM189 261V262H188ZM193 261V260H192ZM192 261H191V263H192ZM194 261H195V258H194ZM193 261V263L194 264H197V262H194ZM77 262V261H76ZM78 262H79V264H80V261H79V258H78ZM77 262V263H78ZM94 262V261H93ZM108 262V264H109V261H107ZM152 262V261H151ZM159 262H160V264H162V262L161 261H158V262H156V263H158L159 264ZM198 263V264H201V263ZM255 262V263H254ZM55 263V262H54ZM69 263H71V262H69ZM75 263V262H74ZM73 263V264H74ZM76 263V264H77ZM88 263H89V261H88ZM91 263V262H90ZM111 263V262H110ZM124 263V262H123ZM143 262H142V260H141V262L140 263H138V264H142ZM144 263V264H145ZM155 263V261H154V263L152 262V263H150V264H156ZM164 263V262H163ZM172 263V264H173ZM192 263V264H193ZM6 264H35V262H34V260L33 259H24V258H22V257H16V259L15 260H12L11 262H9V263H6ZM263 264V263H262Z\"/></svg>", "mask_w": 264, "mask_h": 264}]
</instances>
